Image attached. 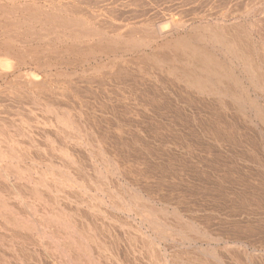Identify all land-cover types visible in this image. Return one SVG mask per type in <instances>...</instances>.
<instances>
[{"label": "rangeland", "instance_id": "rangeland-1", "mask_svg": "<svg viewBox=\"0 0 264 264\" xmlns=\"http://www.w3.org/2000/svg\"><path fill=\"white\" fill-rule=\"evenodd\" d=\"M143 1L142 0H140V1L139 0H81V2H80V0L79 1L78 0H0V20L20 21V22H22L24 20V22L26 21L29 23L30 19L32 18V14H30V13H33V12L37 13V11H38V13L41 12L40 13L41 18H43L44 15L46 16L45 13H47V14L51 13V14L58 15V17L60 19L67 20V21H70L73 23L76 20V22H79L80 25L84 24L85 28L87 26L88 27L91 26L92 28L101 29L105 32H109L111 34V36L121 34L126 38V40H125L123 37L122 43H125V42H127V40H129L128 41L129 43L127 42L128 44H130V43L134 44L136 40L142 41L143 39H144V41L149 40V42L150 41L152 42L150 47L143 49L141 51L139 50V51H135V52H123V51L119 52L120 53L119 56H121V57H119V60L118 61L116 60V62L114 64L113 63H110V64L96 63L95 64L94 60H92L93 62L90 61L92 64L89 63L90 65H87L83 69V67H81V66L80 67L76 66L74 62H76V64H77L78 61H76V60H79L80 58L81 59L79 61H82V59H85L87 57L84 54L87 55L88 53H86V52L84 53L83 49L80 50V53L75 52L76 57H78V59H77L73 55L74 52L68 50L69 46L73 45L74 42L68 40V41H64V42L59 43V40L54 39V36L51 35V33H52L51 28L52 27H49L50 25H46L45 27L41 28L42 27L41 24H38V25L36 23L34 24L35 20L31 19V22L29 23L30 24L29 27L36 25V26H34L35 31L28 30V28H27L28 25L23 27V29L21 28L22 30L20 29L21 30L19 32L20 36L17 37V39H20V40H27V41L31 40L30 37H32V33L27 34L28 31L35 32V34L39 33V35L40 34L42 36L45 35V37H46V38H44L45 40L44 39L41 40L43 37H40L38 43H37V41L36 42L33 41L31 43V46H29V48L27 46L28 50L26 51V53L20 54V55H22V54L25 55L24 58L27 59L28 57L30 58V57H33L35 55L40 54V57L43 58V59L41 58V61H42V60H45L44 57H46L49 54L48 57H46L48 59H46L45 62L46 61L47 62H52V61L54 62L55 61L54 63H56V62L59 63V62H61L60 60L66 61V62L62 61L61 63H59L60 65H62V67L65 66L63 68V72H65L66 75L64 73H61L60 75H58L54 78L56 80L55 82L57 85L54 86L55 93L53 94L54 95L53 100L55 102H56V99H57V101H60L59 97H61V99L63 97V100L65 102L61 100L60 102L57 103L58 106H56L57 104L54 105V103H53V106H55V108L53 110H50L49 109L50 107L45 108L44 106L47 105V103L44 102V104H43L44 106L41 105L43 111L41 110L42 113L40 112L39 115L40 114L42 115L44 112L47 113L46 110L49 111L50 113L47 116H48V118L50 117L49 121L51 124H48L49 121H47L48 119H46L47 117H46L45 113L43 115L44 118H42L45 121H42L41 119H39L37 124L39 125L41 123L42 124L44 123L43 125H45V123H46V125H45L46 127H44L42 125L43 128H46V130L50 129V131H53L51 129L55 128V130H61L62 131V129H59V127H58L59 125L56 126L53 124H60V123H58V121L57 122L55 121V119L57 117L61 116V115H59L58 112L60 111V113L62 114L63 110L65 112L67 110L66 108H68L67 111H69V112L71 111L72 113L71 112L70 113L65 112V114L68 113L67 115H70V114L73 115L74 118L71 116V120L74 119L73 122L77 119V117L74 116V114H76V116H78V119L76 120V122H78V120L80 123L84 121L83 122L84 124H79V122H78V124H76L77 126H75L76 127L75 129H73L74 128V126H73L72 130L67 128V131L71 130V134L77 136L76 131H78V135H79L82 133L81 131L83 128V131L86 130V132L88 133L89 137L87 136V138L89 140H91L92 134L94 132L95 133L93 134V136H97V137L92 138V142L87 140V143L89 142L91 144L92 149L90 147L88 148V146H90V145H88L89 143L88 144L85 143V144H87L88 150L91 149V151H92L91 153L87 152V154H86L88 156L90 155L91 158H88V156H86V155L84 156V154H81V153H80L81 156H79L80 155L79 152L77 153L79 155H76L75 154L76 152H73V150H72L71 152H69V155L71 153V156H72L71 159L68 157L70 159L69 160L66 158L65 155H64V157L62 156L63 154L59 150L60 148L56 149L60 145H58L56 147L57 143H56V145L53 144L55 142L59 143V141H58L59 139H56V140L54 139V138H56L55 136L54 137L52 136L53 138L50 136L53 140H55V142L54 141L48 142V140L46 139L47 138L46 135L43 136V134H41V133H40L42 135L41 137H39V135H38L39 133H37V134L34 133L35 135L34 134L31 135L32 137L34 135V137L37 136V137L41 138V139L37 138V140H36V138H33L34 141H36V143H38L39 140H42V142H41L42 145H43L44 141H45L44 144H46V142L48 144L49 143L50 144L45 145V147L47 149H44L45 148L44 145H43V149H42V145L40 144L41 145L40 146L41 147L40 152H42V150H44V153H45V154H43L44 156L42 155L44 157L43 158L44 160L42 158L40 160V158L36 157L37 158L36 162H35L36 164H35V166H33L34 170L30 169L31 171L30 170L27 171V169H25L26 166H25V168H24V166L21 167V168H23L22 169L23 171L22 170L21 171H22V173H24V174H22V173L21 174L24 176L26 175L24 177L25 179L22 177L23 183L18 182V185H21V186H18L17 183H15L14 187L13 186H9V187L6 186V188H5L6 190L5 189H3V191L0 190L1 191L0 195L2 196V197H0V203H3L5 200L7 201V202H4L5 204L7 203L6 204L7 208L4 207V208H1V210H0V227H1L0 228V264H2V263H4V264H14V263L16 264L17 263L18 264L19 261H22V262H19V264L20 263L25 264V263H23L24 261L21 259V258H23V257H21V255H23V254H24V256L26 255V258H27L25 260L26 264H28L30 262H33V263L35 262L36 264H38L39 261L42 262L45 258H46L45 260H50V262L53 260V262H52L53 264H58V263L59 264H66L65 261H67L66 260L67 258L65 256H64L65 258H63L64 254L62 253V250H60V248L58 249L57 246H56V248H57V250H56V248H54V247H55L58 240L62 239V241H63L64 239L67 238V233L69 232L68 231L69 228L67 229L66 227L63 226L62 227L63 229H62V228H59L62 225L58 226V224H55V223L53 224V222L55 221L54 218H58V217H55L56 213L54 214L53 212H51V211L61 212L60 210H62L63 208L64 209L62 211L69 214L68 215L69 217L72 216L71 220L73 222L76 221L75 223L78 224L77 225L78 226L77 232L81 233V235L83 236V238L85 240V244H87L88 247L90 246L89 247L90 250H92L94 253L93 257L94 258L97 257L95 259L93 258L94 259L93 260V259L87 258V256H85V258L83 260V256H84L83 254L84 253L82 252L83 253L82 254L83 256H82V255H80L81 252H79L78 256H80V260L82 259L81 263L83 262V264L84 263L89 264L91 262H94L96 264H116V263L117 264H128V263L129 264H162L163 261L168 260V259L170 261H171V259H172V261L175 260V262H177L179 264H181L182 260H186V259L200 260L206 264H257V262H258V264L264 263V243H263L264 242V238H263L264 237V234H263L264 233V231H263L264 230V218H263L264 217V214H263L264 213V80H263V78H264V0H154V1L148 0V2H147V0H143ZM78 2H80L81 4ZM31 9L33 11H31ZM135 9H137V10H135ZM129 12H131V13H129ZM32 20H34V21L32 22ZM43 20H44V18H43ZM111 24H114V25L110 27ZM115 25H116V27H115ZM117 28L119 29V31H117L118 30ZM49 30H51V31H49ZM112 30L113 31L116 30V31L113 32ZM40 31H41V33H40ZM158 31H161V32L165 31L168 34V36L165 32H163L165 34V37L161 40L160 38H157L155 36V35H158L156 33ZM30 32H28V33H30ZM23 34H25V36H23ZM215 34L217 37H215ZM49 35H51L53 38ZM148 35L149 36L151 35L150 37L151 38L153 37V38L150 39ZM218 36L222 37L223 42L224 41L225 42H229V41L234 42V43L229 42L230 44L234 45V46L232 45V47H234V48H232L234 51L232 54V57H233V55H236L237 53L239 54V57L241 55H243L244 53L242 54V50H243V52L244 51L246 52L245 53L246 55L244 54V56H241V58L242 57H244V58L239 59V60L245 59L246 63L248 62L250 65V68H252V71L255 70L254 71L255 75H253V76H256V77H254V78H257V77L260 78V79H256L257 80V86H254L253 84H255V83L252 84L251 80H250V82L248 81L249 80L248 78L250 75L244 72V70H245L244 66L247 67L248 64L243 66L242 62H240L238 59H236V58L234 59V57L233 58L230 57L231 54L229 55V53L225 52L226 48L222 47L221 45H219V43H217V41L214 40L216 38V39H220V41H221V38L220 37L218 38ZM25 37H26V39H25ZM131 38H132V40H131ZM165 38H166V40H165ZM179 38L185 39L189 45H192L194 48L198 47L197 49L199 51L205 52V53L207 52L209 55H211L212 58H214L215 61H218V64L219 65L221 64L220 66H221V69L223 70L224 77L226 76L224 81L222 83H218V85L216 84L217 83L216 81H215L216 83L214 81L209 82V84L207 83L208 84L207 85L208 87L206 86L207 88L206 87L196 88L194 85H192V86L189 85L190 81L188 82V79L186 80L185 79L186 77L184 78V76H182V70L188 69L189 66L185 63V61H183V58H184L183 53L182 52L180 53L179 50L174 48L175 44H176L175 40L178 41ZM51 40H53V41L51 42ZM41 41H42V43H39ZM48 41H50V42H48ZM164 41L165 42L168 41V43H165ZM48 43L51 44L50 46H52V47H50ZM60 44H62V45H60ZM17 46H19V43H17ZM49 47H50V49H49ZM35 48H37V49H35ZM51 48H53L54 50L53 49L51 50ZM201 48H202V50H200ZM236 48H237V50H236ZM29 49L32 52H30ZM47 49H49L48 50L49 52L46 53L45 51ZM66 50L69 51V53ZM176 50H177V52H176ZM239 50H241V51H239ZM226 51H228V50L226 49ZM237 51H239V52H237ZM42 52H43V54L45 53L47 55L42 56L43 55ZM65 52H66V54H65ZM61 53L65 56L63 57V55H61ZM123 53L124 54L126 53L127 55L125 54V56H124ZM128 53H131V54H128ZM31 54H32V56H31ZM53 54H55L56 56ZM69 54H72V55H69ZM57 56H59V58ZM247 56H248V60L245 58ZM22 57L23 56H21V59H22ZM55 57H57V58H55ZM122 57H123V59H122ZM16 58H17V60H16ZM126 58H128L127 60L129 61V63L132 59L130 64L128 63ZM55 59H57L58 61H56ZM120 59L123 61L121 62ZM124 59H125V61H124ZM162 59L163 60L165 59V60L163 61ZM180 59H182V60H180ZM19 60L20 59H18L17 56L11 57L10 59L8 58V60H6L5 65H4L5 68L3 67L2 70H4V71L6 70L7 72L9 71V73H11L10 70H13L12 67L15 68L18 65V63L20 62ZM68 60H70L72 62H70ZM245 60H244V62H245ZM126 61L128 64L126 63ZM67 62L69 65H71L73 63L74 64V65L72 64L73 67H72V65H71V68L69 66H66ZM6 63H7V65H6ZM14 63H15V66H14ZM78 63L80 65L81 62H78ZM63 64H65V65L63 66ZM8 65H10V66H8ZM91 66L92 67L93 66L94 67L99 66V67L93 68L94 70L91 71V68H90ZM34 68H36V67L35 66L31 67L32 73L31 72L28 73V71H27V70H30V68L24 69V71H25L24 74H27L28 77L31 76L32 78H34V76H32V75H35V77L38 76L37 78H39V79L42 78L43 75H41V73H39V72H36V69H34ZM67 68H69V69L66 70ZM87 68L89 69L90 72L87 70ZM118 68L119 69L122 68V70L121 69L119 70ZM96 69H97V72L99 75L97 73H95ZM131 69H133V70H131ZM86 70L88 72H86ZM112 70H114V72ZM119 71H120V73H118ZM83 72H85V74ZM160 72H161V74H159ZM70 74L74 75V76H71ZM106 74H108V75H106ZM59 76H61V77H59ZM67 76H69V78ZM60 78H61V80H60ZM79 78H81V79H79ZM97 78L98 79L101 78V79L98 80ZM137 78H139V79H137ZM144 78L146 80H144ZM148 78H149V80L147 81ZM261 78H262V80H261ZM103 79H104V81H103ZM79 80H81L80 83H79ZM90 80H92V81H90ZM71 81L74 84L76 83V85H73V83ZM93 81H94V83H93ZM145 81H147V83ZM260 81H261V83H260ZM88 82L91 83V84L89 83L90 87H88ZM77 83L79 86L77 85ZM211 83H213V84L215 83L216 85L215 84L211 85ZM80 84H82V85H80ZM104 84H105L106 88L104 87ZM142 84L144 85L143 87H142ZM251 84H252V86H251ZM91 85H92V87H91ZM76 86L77 87L82 86V88H80V89L77 88V90H76V88H74ZM97 86H100L99 88H101V89H99ZM107 87H108V89H107ZM138 87H140V88L138 89ZM2 88H3L4 92H5V89L7 90L4 94H1L3 97V100H5V98L7 97L6 94L8 95V98H9V96H11L13 94L14 90L12 89L11 86H8V87L2 86ZM10 88H11V90H13L12 92L10 91ZM19 88H21V87L19 86ZM113 88L116 91H114ZM141 88H143V89H141ZM204 88H205V90H204ZM72 89L75 92L77 91L76 92L77 94L74 93L72 91ZM111 90H113L114 92ZM103 91H105L104 94L102 93ZM81 92H82V94H81ZM84 92H85V94H83ZM106 92H107V95H106ZM110 92L113 94H108ZM55 94L57 95L56 99H55V96H56ZM118 94H120V95H118ZM113 95H114V98H113ZM130 95H131V97H130ZM108 96L110 98H108ZM80 97H82L83 99L82 98L80 99ZM119 97L122 99L120 100ZM26 99L23 98L22 99L23 103H19V104H18V102H15L16 104L13 102H10V101L7 102V100L5 101L6 104L1 102L0 103V111L3 110V107H1V106H4V108H5L4 111H6L8 113H12L14 110L15 111L17 110L18 112H20L22 110V108L26 107V104H24L25 102H27V104H28V102H31L29 99H27V100ZM112 99H114V100H112ZM75 100H77V101H75ZM80 100H81V102H80ZM93 100L96 102H94ZM0 101H1V99H0ZM67 101L69 102V104ZM91 101H93V102H91ZM61 102L65 103L64 105L66 107H62L63 104L61 105ZM7 103H9V104H7ZM81 103H82V105H81ZM84 103H86V104L90 103V104L85 105ZM98 103H99V105H98ZM103 103H105V104H103ZM12 104H14L15 106ZM66 104L70 105L71 107H68ZM9 105H11V106H9ZM23 105H25V106H23ZM94 105H95V107H94ZM96 107L98 108V110L99 109L100 110L96 111ZM105 107H106V110L104 109ZM72 108H73V110H72ZM91 108H93V109L91 110ZM134 108H135V110H134ZM131 109H133V110H131ZM54 110H56L57 113L56 112L53 113ZM88 110H90V111H88ZM126 110H128L129 112ZM111 111H114V112H112L113 114L111 113ZM103 112H105V113H103ZM93 114H95L96 116H94ZM87 115L90 117H88ZM131 115L133 116V118H131L132 117ZM142 115H144V116H142ZM145 115H147V116H145ZM106 116L107 117L110 116L111 118L110 117L106 118ZM113 116H115V117H113ZM102 117H104L106 120H104V118H102ZM142 117L144 118V120ZM96 118L97 119L99 118L100 120L99 119L95 120ZM128 118H131L132 120H130ZM108 120H110V121H108ZM89 121H91V122L89 123ZM132 121H134V122L132 125H130ZM76 122H74V123H76ZM86 122H87V124L89 123L88 126H87V124H85ZM108 122H110V124ZM127 122L130 124H128ZM96 123H97V125H95ZM115 123L117 124V126L115 125ZM141 123H143V124H141ZM47 124L51 125L53 128L51 126H48ZM93 124H94V127H92ZM105 125H107V126L105 127ZM110 125L113 127H111ZM122 125L125 126V128L122 129V131L124 133H122V131L120 130L123 127ZM54 126H56V127H54ZM95 126H97V127H95ZM119 126H121V127H119ZM129 126H130V128H129ZM39 127H41V125ZM78 127H81V128H79L80 130L78 129ZM85 127H87V128L85 129ZM101 127H102L104 132H101L102 131ZM115 127H117V128H115ZM118 127L120 129H118ZM10 128H8V131H9L8 134L14 135V134H12L14 131L10 132V130H14L13 127H12V129H10ZM92 128H93V130H91ZM98 128H100L101 130L97 131V130H99ZM111 128H113V130ZM89 129H90V131H93V132H90ZM137 129H138V131H137ZM73 130L74 131L76 130L75 131L76 134H74ZM3 131H1L2 133L0 132V135L2 134L1 135L2 137L0 136V138H3L4 135H8L6 133V131H4L6 134L3 133ZM61 131H59V132H61ZM79 131H80V133H79ZM119 131L121 134L118 133ZM129 131L131 132L130 135L128 134V133H130ZM136 131H137V135L134 134ZM63 132H66V131L63 130ZM112 132H116L118 134L112 133ZM99 133H101V134H99ZM125 133H126V135H125ZM140 133L142 134V136ZM61 134H62V132H61ZM69 134H70V132H69ZM84 134L85 133L83 132L82 135L84 136ZM109 134H111V135H109ZM112 134H113L114 138L112 137ZM139 134H140V136H139ZM106 135H109V137ZM119 135H121V136L123 135L124 138L119 136ZM146 135H147V137H146ZM5 137H7V136H5ZM5 137H4V139H6ZM115 137H118V139ZM42 138L44 139V141ZM74 138L75 137L73 136V139ZM76 138L74 140H77ZM102 138L104 140L106 139L105 141L103 140L105 146L103 145V142L100 141V139H102ZM135 138H136V141H135ZM27 139H30V138H27ZM33 139L31 138V140H30L31 143L33 142L32 141ZM94 139H96V140H94ZM20 140H23V138ZM24 140H26V139H24ZM69 140H68V143H69ZM108 140L111 142L113 141V144H111V142H109ZM133 140H134V142H133ZM0 141H2V140L0 139ZM95 141L96 142L98 141L100 143V144H98L99 148L96 146L97 143ZM107 141L110 144H106L105 142H107ZM125 141L127 144L125 143ZM164 141L166 142V144ZM28 142H29V140L27 141L26 144H24L23 147H21L22 149L26 147L25 149L20 150V148H19V150L17 152L20 154L24 150H25V152H27L26 149H28L30 146L28 144ZM51 142H53L52 145H54V146H51ZM73 142L74 141H72L71 143H73ZM93 142L96 144H94ZM137 143H141V144L139 145ZM33 144H34V142H33ZM116 144H118V145L116 146ZM163 144H164V146H163ZM100 145H103V146L100 147ZM107 145H109V147ZM110 145L114 146L115 148L114 147L112 148ZM128 145H130V146H128ZM93 146H96L94 148L96 150L93 149ZM131 146H132V148H131ZM134 146H136V147H134ZM53 147H55V148H53ZM104 147H106V148L108 147V148L106 149ZM133 147H134V149H133ZM140 147H141V149H140ZM169 147H170V149H169ZM0 148H1L0 151L4 149V147L2 148V146H0ZM97 148L99 149L98 153L100 152L101 149H102V151H101L102 153H104V150H105L106 154L105 153L104 154L108 155V157L104 156V154H103V156L105 158H108V159L110 158V160H108L109 161L108 169L111 168V169H109L110 172H109V174L106 173V175L104 173V176H102L103 174H101L99 172L102 177L99 174H97L98 173L97 170L94 169L95 167L92 165V162H90V161H97L98 159H100V157L97 156L100 153L99 154L93 153V150H94V152H97V150H98ZM117 148H119V150ZM54 149H55V151H54ZM108 149H110L111 151L107 152ZM125 149L126 150L128 149V150L126 151ZM137 149H138V151H137ZM50 150H53V152H51ZM129 150H130V152H129ZM124 151H126L127 153ZM131 151L133 152V154H131L132 153ZM140 151H142V152H140ZM3 152L6 155V160L9 158L8 157L9 152L4 149V151H2V153L0 152L1 158H2L1 164L5 165V164L11 163V160L10 161L7 160V162H6V160L3 161V159H5L4 157H2L3 156L2 154H4ZM25 152H23V153H25ZM28 152H29V150H28ZM47 152L48 153L50 152L49 155ZM109 152H110V154H109ZM111 152H112V154H111ZM46 153H47V156H50V154L52 156L55 155V153L57 154V156H54V159H53V160L57 161V162L55 161V163L57 165L55 163H53L54 161L53 162L51 161L53 157L51 158V156L50 157L45 156ZM58 153H59V155H58ZM73 153H74V155H72ZM120 153H122V154L119 155ZM123 153H125V154H123ZM135 153H137V154H135ZM60 154H62V155L60 156ZM110 155H111V157H110ZM122 155L123 156L125 155V156L123 157ZM133 155H134V157H133ZM155 155H157V156H155ZM59 156L62 157L63 160H62V158L60 159ZM112 156H113V158H112ZM40 157H41V155H40ZM55 157H57V158L55 159ZM81 157L84 158V159L82 158L83 161L85 160L83 162L84 164H82ZM96 157H98V158H96ZM49 158H51V159H49ZM73 158H75V159H73ZM94 158H96L97 160ZM137 158H139L141 160H139ZM64 159L68 160V161H64ZM72 159L75 161H76V159H79L81 161H79V162L74 161L73 163L69 162V161H72ZM88 159H89V163H91V164H88V162L86 161ZM142 159H144V160H142ZM47 160H49V162ZM136 160H137V162H136ZM115 161H117V162H115ZM130 161H132V162H130ZM142 161H144L145 163ZM147 161H148V163L150 162L149 165H148ZM156 161H157V163H156ZM80 162H81V164H80ZM138 162H139V164H137ZM140 162H142V164H140ZM68 163L70 165L74 164V166L79 163L78 165H76V168L77 167H81V168L79 170L77 168V170H78L77 171L74 168V166L71 167L72 165L69 166ZM116 163H118V164H116ZM12 164H14L13 166L15 167L17 162L13 161ZM47 164L48 165L51 164V165L48 166ZM25 165L29 166L30 162H26ZM37 165L38 166L40 165L39 168ZM51 166H52V168H50ZM136 166H138L139 168L138 167L136 168ZM128 167H130L131 169ZM156 167H158L159 169L158 168L156 169ZM71 168H72V175L77 174L79 172L80 177L78 174L73 175V176H76V178H75L76 180L78 179L79 182L81 181L80 183L77 182L79 185H76L74 183V181H73V183H72V181L70 183V181L68 182L65 180V181L59 182V180H58V179H60V180L63 179V178H61L62 176H60L62 172L65 171V172L71 173ZM54 169H55L56 173L54 172ZM73 169H75V170H73ZM147 169H149V170H147ZM150 169H152L153 173ZM122 170H124V172ZM132 170H134V171H132ZM156 170H158V171H156ZM35 171H36V173H35ZM50 171H52V172H50ZM73 171H74V173H73ZM129 171L132 173H130ZM144 171H146V172H144ZM49 172H50V174H49ZM112 172H114V173H112ZM41 173L43 174V176L45 175L44 176L45 178L47 176H49L52 178L54 177L53 179H55V180H53L52 178L47 177L46 179L48 181L53 180L56 182V178H57L58 182H56V183L57 184L61 183L60 186L56 184L58 190L60 189L59 190L60 195H62L61 198H60V196H57V195H59V192L57 189L55 190L57 193H55V191H53L54 196L57 194L56 197L59 198V199H57L55 197L56 199H54V200H56V201L50 200V196H48V191L45 192L47 195L44 193V191H43L44 194L41 193V191L43 189L45 191L47 190V186H48L47 183H45L47 185L46 187H44L45 184L44 185L42 184L41 187L39 186L40 188H42V189L39 188L40 192H38L39 190L37 192L35 191L36 193H40V194L37 195L35 192H33V190L31 191V188H33V186L35 184H34V182L29 180V177L32 175V177L37 179V178L42 176ZM133 173H134V175H133ZM82 174H83V176H82ZM51 175H53V176H51ZM77 176H78V178H77ZM136 176H138V177H136ZM142 176H143V178H142ZM99 177L101 179H99ZM103 177H104V179H103ZM88 178H90V179H88ZM108 178H109V180H108ZM151 178H152V180H151ZM18 179H20V178H18ZM79 179H81V180H79ZM113 179L115 180V182H117V180H118L117 184L113 183ZM134 179H136V180H134ZM143 179H145V180L147 179V181H145ZM87 180H89L90 182ZM98 181L100 182V184ZM105 181H109V182H105ZM137 182H138V184H137ZM155 182H156V185H155ZM22 184H23V186H22ZM62 184H64V187H63V190H65V191H63L64 194H63V192L61 193ZM66 184H68V186L71 184V186L68 187ZM73 184H75V186ZM140 185H142L141 186L142 188L140 187ZM149 186H150V188H147ZM10 187H11V189H10ZM12 187H13V189L14 188L15 189L12 190ZM26 188H28V189H26ZM69 188H71V189H69ZM80 188H82V189H80ZM17 189H19V190H17ZM37 189H38V187H37ZM159 189H161V190H159ZM22 190H24V191H22ZM66 190H68L69 192ZM145 190H147V191H145ZM158 190L161 192H159ZM4 191L6 194L8 193L9 195L8 194L6 195L4 193ZM7 191H10V193ZM27 191H28V193L29 192L30 193L28 194ZM152 191H153V193H152ZM156 191H158L159 193ZM24 192H26V193H24ZM72 192L74 195L72 194ZM75 193L77 196L75 195ZM78 194H79V196H78ZM39 195H41V196H39ZM151 196H152V198H151ZM4 197H6V198L4 200H1ZM7 197L8 198L10 197L9 200ZM20 197L21 198L24 197V198L21 199ZM133 197L135 198V200ZM41 198H43V199H41ZM68 198H70V199H68ZM15 199H17V202L19 201L17 205H16L17 202L15 201ZM27 199H28V201H27ZM37 199H38V201H37ZM44 199L47 201H45ZM76 199H77V201H76ZM137 199L139 201L140 200L141 201L138 202ZM42 200H43V202H42ZM48 200L51 202L53 201V204L51 202H49ZM58 200H59V203H60V201H62L63 203L61 202L62 204L61 203L59 204L57 202ZM131 201L134 204L135 203L136 204L135 205L131 204ZM146 201L148 202L147 204H146ZM21 202L23 204H21ZM56 202L58 203V206L56 205ZM66 202H67V204H66ZM124 202H127L128 204L130 203L131 206L133 205L131 207L132 212L129 211L131 215L128 214L129 212L127 214H125V212H127V211L124 212L123 210L121 212L119 211V213H118L119 209H117L116 206L117 205L121 206ZM12 203L15 205H13ZM49 203L51 204V206ZM54 203H55V205H54ZM70 203H72L71 205H73L72 208L69 207ZM79 203L81 206L79 205ZM137 203H138L139 207L138 206L136 207ZM19 204H21V206L25 205L24 208L22 207L23 208L22 209L21 207H17V206H20ZM143 204H144V206H143ZM62 205H63V207H62ZM75 205H78L79 208H78V206H75ZM90 205L93 206L95 213L92 212L94 210L90 208ZM113 205H114V207H113ZM53 206H54V208L56 206V208H55L56 210L52 208ZM141 206H142V208H141ZM58 207L60 208V210ZM76 207L80 211H78L76 209ZM80 207L83 210L80 209ZM87 207H88V209L86 211ZM113 208H115V209H113ZM8 209H9V211H8ZM44 209L45 210L48 209V210L45 211ZM75 209H76V211H75ZM27 210H28V212H27ZM4 211L6 214L7 213L10 214L9 212H11V214L14 213L13 215H17L18 212L20 211L21 213L19 212L20 213L19 217L21 218L22 216H20V215L24 214L23 216L26 220L31 219V218L33 219L34 214H35L34 216L36 217V219H39L41 217L42 219H44L45 222L48 221L50 223L53 220V222H51L53 225L50 223V227H48V229L44 228V227H46L45 225H42L41 229H45V231L48 230L47 232H50V230H52V231H54L55 236L52 237L51 235H49V233L45 234V232H44V235L42 233L41 237L45 236L47 238L44 237L41 239L44 240L43 242L45 244L41 240L42 244H39L40 246L37 244L35 249H33L34 248L33 246H32L33 248L31 247V249H33L34 251L30 249L32 252L29 251V252L21 253V251H19L17 246H16L17 245V239L14 238V236L11 235V233H8L6 237H5V235L1 236L5 232V230H3L4 232H2V229H4L3 226L6 227V224H7L6 223L3 225L5 220H4V217L1 218L2 217L1 215L4 214ZM100 211H102V212H100ZM34 212H38V213H34ZM64 212L63 213L61 212L63 215V218L64 217L67 218L68 216ZM91 212H92V214H91ZM144 212H145L146 216L150 212L149 215L146 217V220H148L150 218L152 221V222H150L151 224L149 222L147 223V221L146 222L144 221L145 220ZM175 212H177L178 215ZM133 213H135V214H133ZM153 213H155L156 215ZM258 213H260V214H258ZM41 214H42V216H41ZM57 214H56V216H57ZM93 214H95V215L97 214L96 215L97 217ZM241 214H242V216H241ZM28 215L30 217H28ZM43 215H44V217H43ZM45 215H47L48 218ZM49 215H51V216H49ZM60 215H58V216H60ZM49 217L50 218L52 217V218L50 219ZM73 217H74V219H73ZM94 217H96L95 218L96 221L94 220ZM139 217H141V218H139ZM157 217H158V219H157ZM177 217H178V219H177ZM24 218H22V219H24ZM76 218H77V220H81V221L79 222V221L75 220ZM124 218H125V221H124ZM130 218H131V220H130ZM139 219H142V220L140 221ZM155 219H157L158 225L156 224L157 226L154 229V226L152 223L155 224L156 221L153 222V220H155ZM100 221H102V224ZM161 221H162V224L167 223L168 226L166 227L167 224L162 226V224H160ZM123 222H125V223H123ZM89 223L91 224L92 228L90 227ZM127 223H128V225L129 224H131V225L128 226ZM98 224H99V226H98ZM159 224L164 229H165V227L170 228V229L168 228L169 230H167L168 231V238L166 236H164L166 238V240H165V238L158 237L159 235L161 236L162 234H159L160 233L159 231L157 234V230L163 229ZM83 225H85V226H83ZM148 225H152V226L148 227ZM88 226H89V228H88ZM95 226H97V227H95ZM133 226L134 227L136 226V227L134 228ZM158 226H159V228H158ZM82 228H83V230H82ZM114 228H116V230ZM172 228L174 230H172ZM57 229H58V231H57ZM139 229H140V231H139ZM80 230H81V232H80ZM183 230L185 233L183 232ZM70 231H72V230L70 229ZM95 231H97L98 233H96ZM188 233H189V235H188ZM65 234H66V237H65ZM120 234H122V235H120ZM100 235H102L101 239H100ZM148 235H149V237L152 236V238H148V240H147L146 237H148ZM174 235H175V237H174ZM48 236H49V239H48ZM95 237H96V239H94ZM162 237H163V235H162ZM169 237L173 238V240H171V238H169ZM4 238H5V240H4ZM112 238H113V240H112ZM45 239H46V242H45ZM93 239H94V241H93ZM115 239H116V241H115ZM152 239L155 240L154 243H151L154 241V240L152 241ZM55 240H57V241H55ZM178 240H180L179 241L180 243L178 242ZM165 241H166V243H165ZM14 242L16 243V245L14 244ZM51 242L52 243L54 242L53 244H55V245H53ZM122 243H124V245H121ZM11 245H14V246H11ZM47 245H49V246H47ZM155 245L157 246V248L155 247ZM172 245H173V247H172ZM10 246L12 249L10 248ZM13 247L16 248L15 250H17V252H16L17 255H16ZM91 247H93V248H91ZM8 249L11 253L8 251ZM47 249H48V251H47ZM111 249H113L114 251ZM35 250H37V251H35ZM42 250H44L45 252ZM59 250L61 251L62 254L60 253ZM116 250H117V252H116ZM18 251L21 254H19ZM50 252H51V254H50ZM56 252H57V255H55ZM12 253H14V254H12ZM35 253H36V255H35ZM122 253H124V254H122ZM131 253H133V254H131ZM1 254L2 255L5 254L6 257H5V255H3V257H1L2 256ZM18 254H19V256H18ZM30 254H32V255L30 256ZM37 254H38V256H37ZM119 254H121V255H119ZM29 256H30L31 260H29L30 259ZM36 256L38 258H36ZM174 256L178 257L179 260H178V258L176 259ZM14 257H15V259H13ZM50 257L52 259H50ZM4 258H7V259H5V261H4ZM39 258H40V260H38ZM41 258H43V260ZM88 260H89V262H88ZM42 263H39V264H42ZM94 263H91V264H94Z\"/></svg>", "mask_w": 264, "mask_h": 264}, {"label": "bare ground", "instance_id": "bare-ground-1", "mask_svg": "<svg viewBox=\"0 0 264 264\" xmlns=\"http://www.w3.org/2000/svg\"><path fill=\"white\" fill-rule=\"evenodd\" d=\"M79 1V0H78ZM140 1V0H139ZM143 1V0H142ZM151 1V0H150ZM154 1V0H153ZM80 2H81V0H80ZM80 2H78V3H80ZM85 2V1H84ZM144 2V1H143ZM147 2H148V0H147ZM146 2V3H147ZM152 3V2H151ZM81 4V3H80ZM33 9V8H32ZM31 9V11H33ZM135 10H137V9H135ZM134 10V11H135ZM29 11V10H28ZM40 12V11H39ZM28 13V12H27ZM41 13V12H40ZM40 13H38V11H37V13L36 12H33V13H30V14H32V18L31 19H34V20H32V22L34 21V24L36 23L37 25L38 24H41V28H43V27H45L46 25H50L49 27H52L51 29H52V31L51 30H49V31H51L50 33H51V35H53L54 36V39H56V40H59V43L60 42H64V41H72V42H74L73 43V45H71V46H69V48H68V50H70V51H72V52H74V56L76 57V55H75V52L76 53H80V50L81 49H83L84 50V53L86 52V53H88L87 55L86 54H84L85 56H87L85 59H82V61H79V60H76V61H78V62H81L80 63V65H79V63L77 62V64H76V62H74L75 63V65L76 66H81V67H83V69L87 66V65H90L89 63H91V62H93L92 60H94V62H95V64L96 63H102V64H110V63H115L116 62V60L118 61L119 60V57H121V56H119V52H121V51H123V52H135V51H141V50H143V49H146V48H148V47H150L151 46V44H152V42L150 41L149 42V40L148 41H144V39L142 40V41H140V40H136L135 41V43L133 44V43H130V44H128L129 42V40H127V42H125V43H122V40H123V35H121V34H118V35H113V36H111V34L109 33V32H105V31H103V30H101V29H95V28H92L91 26L90 27H86L85 28V26H84V24L83 25H80V23L79 22H76V20H75V22L73 23V22H70V21H67V20H63V19H60L59 17H58V15H56V14H51V13H45L46 14V16L44 15V20H43V18H41V16H40ZM129 13H131V12H129ZM139 13V12H138ZM44 14V13H43ZM135 14V13H134ZM60 16V15H59ZM30 17V16H29ZM11 18V17H10ZM18 18V17H17ZM25 18V17H24ZM23 18V19H24ZM63 18V17H62ZM7 19V18H6ZM19 19V18H18ZM31 19H30V22H31ZM97 19V18H96ZM26 20V19H25ZM100 21V20H99ZM103 21V20H102ZM29 22V23H30ZM28 22H24V20L22 21V22H20V21H5V20H0V99H1V101H0V103L2 102V103H5L6 104V100H7V102H13V103H15V102H18V104L19 103H23L22 102V99L23 98H27V99H29L31 102H28V104H27V102H25L24 104H26V107H24V108H22V110L20 111V112H18L17 110L15 111H13L12 113H8V112H6V111H4V106H1V107H3V110L2 111H0V132L1 131H6V133L8 134L9 133V131H8V128H10V129H12V127H13V129L14 130H10V132L12 131H14L12 134H14V135H4L3 136V138H0L2 141H0V146H2V148L4 147V149L6 150V151H8L9 152V158L7 159V160H11V163H9V164H5V165H2L1 164V162H2V158H1V153H2V151H4V149L3 150H1L0 152V190L1 191H3V189H5L6 188V186H13L14 187V184L15 183H17V185H18V182H22V180H23V178L26 176H24V175H22V174H24V173H22V169L23 168H21V167H23L24 166V168H25V166H26V168L25 169H27V171L28 170H34L33 168V166H35V162H36V159L37 158H40V160H41V158L43 159L44 157V155L43 154H45L44 153V150H42L43 149V145H44V147H45V145H47L48 143L46 142V144H44L45 143V141H44V139H43V141H44V143H43V145L41 144V142H42V140H39L38 141V143H36V141H34V139L33 138H36V140H37V138H39V137H41L42 135L41 134H43V136L44 135H46L47 136V140H48V142L49 141H54L55 142V140L56 139H59L58 141H59V143L58 142H55V143H53V142H51V146H54V145H52V143L53 144H55L56 145V143H57V145H56V147L58 146V145H60L59 147H57L56 149H58V148H60L59 150L61 151V153L63 154H60V156L62 155L63 157H64V155L66 156V158L67 159H71L72 158V156H71V153H70V155H69V152H71L72 150H73V152H76L75 154L76 155H79L80 153L81 154H84V156L87 154V152H92L91 151V144L89 143H87V140H89L88 138H87V136H88V133L86 132V130H84L83 131V128H82V133L81 134H79L78 135V131H76L77 132V136H75V135H73V134H71V130H72V127L74 126V128L73 129H75L76 127L75 126H77L76 124H78V122H79V120H78V122H76V120L78 119V116H76V114H74V116L75 117H77V119L74 121V122H76V123H74L73 122V120L74 119H72L71 120V116L73 117V115H67V114H65V112H69V111H67L68 110V108H66L67 110L64 112V110H63V113L61 114L60 113V111L58 112L59 113V115H61V116H59V117H57L56 119H55V121L57 122L58 121V123H60V124H53V125H59L58 127H59V129H62V131L61 130H55V128H53L51 125H48V124H51L50 123V117L48 118V116L47 115H49V111H47L46 110V112L47 113H45L46 114V119H48L47 121H49V123L47 124L48 126H51L53 129H51V130H53V131H50V129H47L46 130V128H43V126L44 127H46L45 125H46V123H45V125H43L42 123L41 124H37V122L39 121V119H41L42 121H45L44 119H42V118H44L43 117V115H44V113L40 116L39 115V113L41 112V110H42V107H41V105H43L44 104V102L45 103H47V105H43L45 108H49L50 110H53L54 108H55V106H53V103H54V105L55 104H57L58 102H60L61 100L62 101H64L63 100V97H62V99H61V97H59L60 98V101H57V99H56V97H57V93L55 94L56 96H55V99H56V102L53 100L54 99V93H55V88H54V86L55 85H57L56 84V80L54 79L56 76H58V75H60L61 73H64L65 74V72H63V68L65 67L64 65L65 64H63V66L64 67H62V65H60L59 63H61L62 61L63 62H66V61H64V60H60L61 62H56V63H54L53 61L52 62H45V60L46 59H48V58H46V57H48V55L47 54H43V52H42V56H46V57H44L45 58V60H42L41 61V58L42 57H40V54L39 55H35V56H33V57H28L27 59L26 58H24V56L25 55H20L21 53H26V51L28 50V48H29V46H31V43L34 41V42H36L37 41V43H38V41H39V39H40V37H43L41 40H43L44 38H46L45 37V35L44 36H42L41 34V36L39 35V33L38 34H35V32H30V31H35L34 30V26H36V25H34V26H30L29 27V24ZM104 23V22H103ZM108 23V22H107ZM106 23V24H107ZM82 24V23H81ZM28 25V26H27ZM97 25V24H96ZM114 24H111L110 25V27L111 26H113ZM25 26H27V28H28V30H30V31H28V32H30V33H28L27 32V34H31L32 33V37H30L31 38V40H29V41H27V40H20V39H17V37H19L20 36V34H19V32L23 29V27H25ZM83 26V27H82ZM105 26V25H104ZM107 26V25H106ZM121 26V25H120ZM95 27V26H94ZM97 27V26H96ZM115 27H116V25H115ZM124 27V26H123ZM22 28V29H21ZM21 29V30H20ZM114 29V28H113ZM118 29V28H117ZM123 29V28H122ZM48 30V29H47ZM109 30V29H108ZM177 30V29H176ZM25 31V30H24ZM43 31V30H42ZM107 31V30H106ZM113 31V30H112ZM116 31V30H115ZM115 31H113V32H115ZM117 31H119V29L117 30ZM47 32V31H46ZM45 32V33H46ZM163 32H165V31H163ZM163 32H161V31H158V32H156L158 35H155L157 38H160L161 40L165 37V34L163 33ZM40 33H41V31H40ZM44 33V32H43ZM166 33V32H165ZM48 34V33H47ZM46 34V35H47ZM167 34V33H166ZM51 35H49V36H51ZM131 35V34H130ZM133 35V34H132ZM23 36H25V34H23ZM149 36V35H148ZM151 36V35H150ZM149 36V38L150 39H152L151 37ZM167 36H168V34H167ZM52 37V36H51ZM130 37V36H129ZM134 37V36H133ZM215 37H217L216 36V34H215ZM221 38V41H220V39H214L215 41H217V43H219V45H221L222 47H225L228 51H226V49H225V52H227V53H229V55L231 54V56L230 57H232V54H233V49L232 48H234V47H232V45L233 44H230V43H234V42H231V41H229V42H223V40H222V37L221 36H218V38ZM29 38V37H28ZM53 38V37H52ZM25 39H26V37H25ZM124 39L126 40V38L124 37ZM45 40V39H44ZM48 40V39H47ZM46 40V41H47ZM50 40V39H49ZM131 40H132V38H131ZM165 40H166V38H165ZM53 40H51V42H52ZM48 42H50V41H48ZM133 42V41H132ZM165 42V41H164ZM17 43H19V46H17ZM39 43H42V41L41 42H39ZM154 43V42H153ZM165 43H168V41L167 42H165ZM176 43V44H175ZM175 47L174 48H176L177 50H179V52L181 53H183V55H184V58H183V61H185V63L189 66V68L188 69H185V70H182V76H184V78L187 80L188 79V82H189V85H194L196 88H202V87H206L208 84H209V82H212V81H216L215 83L218 85V83H222L223 81H224V79H225V77H224V73H223V70L221 69V64L219 65L218 64V61H215L214 60V58H212L211 57V55H209L207 52L205 53V52H201V51H199L197 48H194L192 45H189L188 44V42H186V40L185 39H180L179 38V40L177 41V40H175ZM49 44V43H48ZM170 44V43H169ZM173 44V45H174ZM215 44V43H214ZM236 44V43H235ZM51 44H49V46H50ZM60 45H62V44H60ZM70 45V44H69ZM167 45V44H166ZM165 45V46H166ZM27 46H28V48H27ZM47 46V45H46ZM169 46V45H168ZM192 46V47H191ZM234 46V45H233ZM236 46V45H235ZM35 47V46H34ZM48 47V46H47ZM46 47V48H47ZM50 47H52V46H50ZM50 47H49V49H50ZM57 47V46H56ZM196 47V46H195ZM214 47V46H213ZM54 48V47H53ZM53 48H51V50L53 49ZM239 48V47H238ZM24 49V50H23ZM35 49H37V48H35ZM49 49H47L45 52L47 53V52H49L48 50ZM30 50V49H29ZM39 50V49H38ZM43 50V49H42ZM54 50V49H53ZM60 50V49H59ZM177 50H176V52H177ZM200 50H202V48L200 49ZM236 50H237V48H236ZM36 51V50H35ZM67 51V50H66ZM222 51V50H221ZM239 51H241V50H239ZM239 51H237V52H239ZM30 52H32L31 50H30ZM68 53H69V51H67ZM82 52V51H81ZM236 52V51H235ZM29 53V52H28ZM36 53V52H35ZM55 53V52H54ZM64 53V52H63ZM83 53V52H82ZM139 53V52H138ZM137 53V54H138ZM245 54L246 52L244 51L243 52V50H242V54ZM30 54V53H29ZM65 54H66V52H65ZM72 54H69V55H72ZM124 54V53H123ZM126 54V53H125ZM125 54H124V56H125ZM128 54H131V53H128ZM235 54V53H234ZM244 54L243 55H241V56H244ZM20 55V56H19ZM27 55V54H26ZM53 55H55V54H53ZM61 55H63L62 53H61ZM81 55V54H80ZM83 55V56H84ZM127 55V54H126ZM146 55V54H145ZM246 55V54H245ZM18 57V59H20L18 62V65L14 68V67H12L13 68V70H10V72L11 73H9V71L7 72L6 70V72L4 71V70H2V68L4 67V65H5V62H6V60H8V58L10 59L11 57ZM21 56H23L22 57V59H21ZM31 56H32V54H31ZM39 56V57H38ZM56 56V55H55ZM65 55H63V57H64ZM238 56V57H237ZM241 56L239 57V54L237 53L236 55H233V57H234V59L236 58V59H242V58H244V57H242L241 58ZM20 57V58H19ZM58 58H59V56H57ZM57 57H55V58H57ZM232 57V58H233ZM77 59H78V57H76ZM133 58V57H132ZM247 60H248V56L247 57H245ZM43 59V58H42ZM122 59H123V57H122ZM128 58H126V60H127ZM16 60H17V58H16ZM50 60V59H49ZM54 60V59H53ZM56 61H58L57 59H55ZM121 60V59H120ZM130 60V59H129ZM163 60V59H162ZM161 60V61H162ZM165 60V59H164ZM163 60V61H164ZM180 60H182V59H180ZM237 60V61H238ZM245 60V59H244ZM244 60H239L240 62H242V64H243V66L244 65H246V64H248L249 65V63L247 62L246 63V60H245V62H244ZM68 61H70V60H68ZM74 61V60H73ZM91 61V62H90ZM123 60H121V62H122ZM124 61H125V59H124ZM128 61V60H127ZM127 61H126V63H127ZM131 61H132V59H131ZM131 61H130V63H131ZM162 61V62H163ZM234 61V60H233ZM236 61V60H235ZM70 62H72V61H70ZM69 62V63H70ZM120 62V61H119ZM128 63H129V61H128ZM127 63V64H128ZM129 63V64H130ZM165 63V62H164ZM239 63V62H238ZM237 63V64H238ZM71 64V63H70ZM73 64V63H72ZM71 64V65H72ZM92 64V63H91ZM6 65H7V63H6ZM71 65H69L68 64V62H67V65L66 66H69L70 68H71ZM74 65V64H73ZM73 65H72V67H73ZM126 65V64H125ZM223 65V64H222ZM240 65V64H239ZM247 65V67L246 66H244L245 67V70H244V72L245 73H247V74H249L250 76H249V82H250V80H251V83L253 84V83H255V84H253L254 86H257V80L256 79H260L259 77H257V78H254V77H256V76H253V75H255L254 74V71H252V68H250V65L248 66ZM8 66H10V65H8ZM14 66H15V63H14ZM32 66H35L36 68H34V69H36V72H39V73H41V75H43V77L42 78H37V77H35V75H32V76H34V78H32L31 76H29L28 77V75L27 74H24V69H29L30 68V70H31V67ZM118 66V65H117ZM99 66H97V67H90L91 68V71L92 70H94L93 68H98ZM105 67V66H104ZM103 67V68H104ZM227 67V66H226ZM238 67V66H237ZM5 68V67H4ZM8 68V67H7ZM78 68V67H77ZM223 68V67H222ZM69 68H67L66 70H68ZM73 69V68H72ZM79 69V68H78ZM82 69V70H83ZM102 69V68H101ZM119 69V68H118ZM121 70H122V68H120ZM119 69V70H120ZM141 69V68H140ZM226 69V68H225ZM254 69V68H253ZM30 70H27L28 71V73L29 72H31L32 73V70L30 71ZM87 70L89 71V69L87 68ZM86 70V72H88ZM100 70V69H99ZM104 70V69H103ZM131 70H133V69H131ZM26 71V72H27ZM96 71V72H95ZM94 72L95 73H97L98 74V72H97V69L95 70ZM101 71V70H100ZM99 71V72H100ZM111 71V70H110ZM113 72H114V70H112ZM160 71V70H159ZM90 72V71H89ZM162 72V71H161ZM161 72L159 73V74H161ZM225 72V71H224ZM34 73V72H33ZM67 73V72H66ZM84 74H85V72H83ZM93 73V72H92ZM94 73V74H95ZM118 73H120V71L118 72ZM122 73V72H121ZM125 73V72H124ZM226 73V72H225ZM69 74V73H68ZM131 74V73H130ZM129 74V75H130ZM137 74V73H136ZM139 74V73H138ZM229 74V73H228ZM27 75V76H26ZM66 75V74H65ZM71 75V74H70ZM69 75V76H70ZM99 75V74H98ZM106 75H108V74H106ZM127 75V74H126ZM69 76H67L68 78H69ZM71 76H74V75H71ZM93 76V75H92ZM123 76V75H122ZM138 76V75H137ZM59 77H61V76H59ZM110 77V76H109ZM130 77V76H129ZM230 77V76H229ZM108 78V77H107ZM113 78V77H112ZM141 78V77H140ZM228 78V77H227ZM232 78V77H231ZM71 79V78H70ZM79 79H81V78H79ZM83 79V78H82ZM98 79V78H97ZM101 79V78H100ZM100 79H98V80H100ZM137 79H139V78H137ZM143 79V78H142ZM234 79V78H233ZM247 79V78H246ZM58 80V79H57ZM60 80H61V78H60ZM77 80V79H76ZM85 80V79H84ZM89 80V79H88ZM96 80V79H95ZM117 80V79H116ZM133 80V79H132ZM144 80H146L145 78H144ZM149 80V78L147 79V81ZM261 80H262V78H261ZM263 80H264V78H263ZM73 81V80H72ZM71 81V82H72ZM87 81V80H86ZM90 81H92V80H90ZM103 81H104V79H103ZM107 81V80H106ZM130 81V80H129ZM143 81V80H142ZM147 81H145L146 83H147ZM234 81V80H233ZM63 82V81H62ZM65 82V81H64ZM81 82V80H79V83ZM100 82V81H99ZM102 82V81H101ZM114 82V81H113ZM125 82V81H124ZM138 82V81H137ZM73 83V82H72ZM87 83V82H86ZM90 82H88V87H90V84H89ZM93 83H94V81H93ZM117 83V82H116ZM115 83V84H116ZM136 83V82H135ZM141 83V82H140ZM208 83V84H207ZM214 83V84H215ZM225 83V82H224ZM260 83H261V81H260ZM67 84V83H66ZM213 83H211V85H212ZM213 84V85H214ZM215 84V85H216ZM252 84H251V86H252ZM259 84V83H258ZM70 85V84H69ZM72 85V84H71ZM73 85H76V83L74 84L73 83ZM77 85H78V83H77ZM80 85H82V84H80ZM86 85V84H85ZM133 85V84H132ZM151 85V84H150ZM149 85V86H150ZM153 85V84H152ZM223 85V84H222ZM2 86H6V87H8V86H11L12 87V89L14 90H11V88H10V91L12 92L13 91V94L11 95V96H9V98H8V95L6 94V98H5V100H3V97H2V95L1 94H4L7 90L5 89V92L3 91V88H2ZM19 86L21 87V88H19ZM68 86V85H67ZM79 86V85H78ZM109 86V85H108ZM111 86V85H110ZM144 85L142 84V87H143ZM198 86V87H197ZM253 86V87H254ZM71 87V86H70ZM87 87V86H86ZM91 87H92V85H91ZM98 88L100 87V86H97ZM103 87V86H102ZM104 87H105V84H104ZM112 87V86H111ZM208 87V86H207ZM206 87V88H207ZM214 87V86H213ZM68 88V87H67ZM72 88V87H71ZM74 88H76V90H77V88H82V86L81 87H74ZM106 88V87H105ZM115 88V87H114ZM113 88V89H114ZM140 87H138V89H139ZM145 88V87H144ZM212 88V87H211ZM256 88V87H255ZM258 88V87H257ZM8 89V88H7ZM85 89V88H84ZM92 89V88H91ZM99 89H101V88H99ZM103 89V88H102ZM107 89H108V87H107ZM106 89V90H107ZM141 89H143V88H141ZM9 90V89H8ZM71 90V89H70ZM69 90V91H70ZM204 90H205V88H204ZM63 91V90H62ZM72 91L74 92V93H76L73 89H72ZM79 91V90H78ZM92 91V90H91ZM90 91V92H91ZM95 91V90H94ZM97 91V90H96ZM108 91V90H107ZM111 91H113V90H111ZM114 91H116L115 89H114ZM113 91V92H114ZM72 92V93H73ZM104 92L105 91H103L102 93L104 94ZM119 92V91H118ZM71 93V92H70ZM80 93V92H79ZM100 93V92H99ZM77 94V93H76ZM81 94H82V92H81ZM83 94H85V92L83 93ZM89 94V93H88ZM108 94H113V93H108ZM10 95V94H9ZM67 95V94H66ZM106 95H107V92H106ZM118 95H120V94H118ZM129 95V94H128ZM70 96V95H69ZM85 96V95H84ZM110 96V95H109ZM108 96V98H110ZM5 97V96H4ZM11 97V98H10ZM105 97V96H104ZM117 97V96H116ZM129 97V96H128ZM130 97H131V95H130ZM79 98V97H78ZM82 97H80V99H81ZM91 98V97H90ZM94 98V97H93ZM113 98H114V95H113ZM120 98V97H119ZM125 98V97H124ZM26 99V100H27ZM83 99V98H82ZM85 99V98H84ZM97 99V98H96ZM99 99V98H98ZM104 99V98H103ZM122 98H120V100H121ZM127 99V98H126ZM71 100V99H70ZM87 100V99H86ZM100 100V99H99ZM112 100H114V99H112ZM117 100V99H116ZM75 101H77V100H75ZM74 101V102H75ZM83 101V100H82ZM94 101V100H93ZM93 101H91V102H93ZM106 101V100H105ZM42 102V103H41ZM51 102V103H50ZM65 102V101H64ZM68 102V101H67ZM73 102V101H72ZM80 102H81V100H80ZM84 102V101H83ZM89 102V101H88ZM94 102H96V101H94ZM110 102V101H109ZM41 103V104H40ZM7 104H9V103H7ZM11 104V103H10ZM16 104V103H15ZM64 105L65 103H62L61 102V105ZM68 104H69V102H68ZM85 105H87L86 103H84ZM90 104V103H89ZM88 104V105H89ZM97 104V103H96ZM103 104H105V103H103ZM102 104V105H103ZM115 104V103H114ZM3 105V104H2ZM12 105H14V104H12ZM29 105V106H28ZM60 105V106H61ZM62 105V107H66L65 105L63 106ZM67 105V104H66ZM81 105H82V103H81ZM80 105V106H81ZM98 105H99V103H98ZM97 105V106H98ZM134 105V104H133ZM9 106H11V105H9ZM8 106V107H9ZM15 106V105H14ZM23 106H25V105H23ZM22 106V107H23ZM47 106V107H46ZM52 106V107H51ZM56 106H58V104L56 105ZM59 106V107H60ZM68 107H71L70 105H67ZM106 106V105H105ZM117 106V105H116ZM125 106V105H124ZM18 107V106H17ZM73 107V106H72ZM85 107V106H84ZM93 107V106H92ZM94 107H95V105H94ZM100 107V106H99ZM102 107V106H101ZM104 107V106H103ZM129 107V106H128ZM127 108V107H126ZM125 108V109H126ZM59 109V108H58ZM57 109V110H58ZM65 109V108H64ZM70 109V108H69ZM88 109V108H87ZM93 108H91V110H92ZM105 110H106V107L104 108ZM130 109V108H129ZM72 110H73V108H72ZM76 110V109H75ZM80 110V109H79ZM95 110V109H94ZM93 110V111H94ZM98 110V108L96 107V111ZM100 110V109H99ZM98 110V111H99ZM108 110V109H107ZM113 110V109H112ZM118 110V109H117ZM131 110H133V109H131ZM134 110H135V108H134ZM43 111V110H42ZM88 111H90V110H88ZM102 111V110H101ZM100 111V112H101ZM126 111H128V110H126ZM137 111V110H136ZM54 112H56V110H54L53 111V113ZM71 112V111H70ZM69 112V113H70ZM80 112V111H79ZM112 112H114V111H111V113ZM116 112V111H115ZM129 112V111H128ZM134 112V111H133ZM146 112V111H145ZM144 112V113H145ZM42 113V112H41ZM57 113V112H56ZM72 113V112H71ZM88 113V112H87ZM102 113V112H101ZM103 113H105V112H103ZM108 113V112H107ZM110 113V114H111ZM119 113V112H118ZM113 114V113H112ZM117 114V113H116ZM124 114V113H123ZM141 114V113H140ZM55 115V114H54ZM86 115V114H85ZM91 115V114H90ZM94 116H96L95 114H93ZM104 115V114H103ZM109 115V114H108ZM127 115V114H126ZM130 115V114H129ZM57 116V115H56ZM88 116V115H87ZM116 116V115H115ZM115 116H113V117H115ZM121 116V115H120ZM132 116V115H131ZM130 116V117H131ZM138 116V115H137ZM142 116H144V115H142ZM145 116H147V115H145ZM40 117V118H39ZM88 117H90V116H88ZM99 117V116H98ZM108 117H110V116H108ZM107 116H106V118H108ZM119 117V116H118ZM140 117V116H139ZM74 118V117H73ZM81 118V117H80ZM79 118V119H80ZM83 118V117H82ZM102 118H104V117H102ZM111 118V117H110ZM131 118H133V116L131 117ZM131 118H128V119H130V120H132ZM143 118V117H142ZM89 119V118H88ZM91 119V118H90ZM93 119V118H92ZM99 119V118H98ZM97 118L95 119V120H98ZM115 119V118H114ZM124 119V118H123ZM141 119V118H140ZM82 120V119H81ZM94 120V119H93ZM100 120V119H99ZM103 120V119H102ZM104 120H106L105 118H104ZM126 120V119H125ZM129 120V121H130ZM136 120V119H135ZM143 120H144V118H143ZM41 121V122H42ZM108 121H110V120H108ZM142 121V120H141ZM55 122V123H56ZM84 122V121H83ZM83 122H79V124H84ZM91 121H89V123H90ZM104 122V121H103ZM125 122V121H124ZM123 122V123H124ZM133 122L134 121H132L131 122V124L130 123H128V124H130V125H132L133 124ZM146 122V121H145ZM36 123V124H35ZM89 123L87 124V122L85 123V124H87V126L89 125ZM109 124H110V122H108ZM107 123V124H108ZM122 123V124H123ZM126 123V122H125ZM124 123V124H125ZM136 123V122H135ZM103 124V123H102ZM101 124V125H102ZM119 124V123H118ZM137 124V123H136ZM141 124H143V123H141ZM41 125V127H39ZM43 125V126H42ZM95 125H97V123L95 124ZM100 125V124H99ZM113 125V124H112ZM115 125L117 126V124L115 123ZM114 125V126H115ZM120 125V124H119ZM139 125V124H138ZM47 126V127H48ZM56 126H54V127H56ZM79 126V125H78ZM86 126V125H85ZM104 126V125H103ZM102 126V127H103ZM107 125H105V127H106ZM111 126V125H110ZM123 127L120 129L119 127H121V126H119L118 127V129H120L121 131H122V129L123 128H125V126L124 125H122ZM57 127V128H58ZM92 127H94V124H93V126ZM95 127H97V126H95ZM99 127V126H98ZM102 127H101V129H102ZM111 127H113V126H111ZM133 127V126H132ZM143 127V126H142ZM49 128V127H48ZM67 128L68 129H71L69 132H70V134H69V132L67 131ZM79 128H81V127H78V129ZM87 127H85V129H86ZM115 128H117V127H115ZM129 128H130V126H129ZM128 128V129H129ZM136 128V127H135ZM34 129V130H33ZM77 129V130H78ZM99 130H97V131H100L101 129L100 128H98ZM106 129V128H105ZM112 130H113V128H111ZM49 130V131H48ZM63 130L64 131H66V132H63ZM80 130V129H79ZM91 130H93V128L91 129ZM96 130V129H95ZM110 130V129H109ZM115 130V129H114ZM117 130V129H116ZM125 130V129H124ZM132 130V129H131ZM142 130V129H141ZM3 131V133H5ZM59 131H61L62 132V134H61V132H59ZM75 131L73 130V132H74V134H76L75 133ZM89 131H90V129H89ZM111 131V130H110ZM133 131V130H132ZM137 131H138V129H137ZM137 131L134 133V134H136L137 135ZM51 132V133H50ZM72 132V133H73ZM83 132L85 133L84 134V136L82 135L83 134ZM90 132H93V131H90ZM101 132H104L103 131V129H102V131ZM106 132V131H105ZM130 132V131H129ZM2 133V132H1ZM5 133V134H6ZM37 134V133H39L38 135H39V137H37V136H35L34 137V135L35 134ZM41 133V134H40ZM79 133H80V131H79ZM87 133V134H86ZM95 133V132H94ZM93 133V134H94ZM107 133V132H106ZM110 133V132H109ZM112 133H116V132H112ZM118 133H120V131L118 132ZM118 133H116V134H118ZM122 133H124L123 131H122ZM127 133V132H126ZM126 133H125V135H126ZM32 134H34L33 135V137L31 136ZM93 134H92V138H94V137H97V136H93ZM98 134V133H97ZM99 134H101V133H99ZM103 134V133H102ZM108 134V133H107ZM121 134V133H120ZM129 135L131 134V132L130 133H128ZM127 134V135H128ZM141 134V133H140ZM140 134H139V136H140ZM164 134V133H163ZM2 135V134H1ZM0 135V136H1ZM77 139V140H74L73 139V136ZM109 135H111V134H109ZM109 135H106V136H108L109 137ZM115 135V134H114ZM124 135V134H123ZM123 135L121 136V135H119V136H121V137H123ZM135 135V136H136ZM152 135V134H151ZM156 135V134H155ZM5 136H7V137H5ZM45 136V137H46ZM53 136H55L56 138H54L55 140H53L51 137ZM82 136V137H81ZM117 136V135H116ZM141 136H142V134H141ZM149 136V135H148ZM164 136V135H163ZM2 137V136H1ZM4 137L6 138V139H4ZM9 137V138H8ZM89 137V136H88ZM112 137H113V134H112ZM111 137V138H112ZM130 137V136H129ZM146 137H147V135H146ZM23 138V140H20V139H22ZM27 138H30V139H27ZM31 138L33 139L32 141L34 142V144H33V142L31 143L30 142V140H31ZM92 138H91V140H89L90 142H92ZM105 138V137H104ZM114 138V137H113ZM115 138H117L118 139V137H115ZM124 138V137H123ZM24 139H26L27 141L29 140V142H28V144L30 145L29 146V148L28 149H26L27 150V152H25V150L24 151H22V153L20 154V153H18L17 151L19 150V148H20V150L22 149L21 147H23L24 146V144H26L27 143V141L26 140H24ZM39 139H41V138H39ZM51 139V140H50ZM70 139V140H69ZM73 139V140H72ZM109 139V138H108ZM138 139V138H137ZM142 139V138H141ZM151 139V138H150ZM154 139V138H153ZM68 140H69V143H68ZM86 140V141H85ZM94 140H96V139H94ZM93 140V141H94ZM99 140V139H98ZM104 139L102 138V139H100V141L101 142H103V145H104V141L106 140H104ZM111 140V139H110ZM72 141H74L73 143H71ZM109 141V140H108ZM105 142L106 144H110L109 142H111V141H109V142ZM129 141V140H128ZM127 141V142H128ZM135 141H136V138H135ZM138 141V140H137ZM96 142V141H95ZM117 142V141H116ZM121 142V141H120ZM123 142V141H122ZM133 142H134V140H133ZM158 142V141H157ZM165 142V141H164ZM31 143V144H30ZM85 143H87L88 145H90V146H88V148L90 147L91 149L90 150H88V148H87V144H85ZM94 143V142H93ZM97 143V147L99 148V146H98V144H100L98 141L96 142ZM96 143H94V144H96ZM125 143H126V141H125ZM124 143V144H125ZM131 143V142H130ZM146 143V142H145ZM148 143V142H147ZM160 143V142H159ZM27 144V145H28ZM37 144V145H36ZM42 145V152H40V146ZM50 144V143H49ZM48 144V145H49ZM111 144H113V141L111 142ZM127 144V143H126ZM137 144H141V143H137ZM157 144V143H156ZM165 144H166V142H165ZM39 145V146H38ZM103 145H100V147L101 146H103ZM118 144H116V146H117ZM155 145V144H154ZM96 146H93V149L96 147ZM105 146V145H104ZM108 147H109V145H107ZM111 146V145H110ZM120 146V145H119ZM128 146H130V145H128ZM144 146V145H143ZM153 146V145H152ZM156 146V145H155ZM163 146H164V144H163ZM28 147V146H27ZM107 147V148H108ZM112 148L114 147V146H111ZM124 147V146H123ZM122 147V148H123ZM134 147H136V146H134ZM134 147H133V149H134ZM26 148V147H25ZM25 148H23V149H25ZM50 148V147H49ZM48 148V149H49ZM53 148H55V147H53ZM52 148V149H53ZM97 148V149H98ZM104 148H106V147H104ZM103 148V149H104ZM106 148V149H107ZM115 148V147H114ZM120 148V147H119ZM119 148H117L118 150H119ZM126 148V147H125ZM131 148H132V146H131ZM152 148V147H151ZM1 149V148H0ZM22 149V150H23ZM33 149V150H32ZM44 149H47L46 147L44 148ZM70 149V150H69ZM111 149V148H110ZM110 149H108L107 150V152L108 151H111ZM140 149H141V147H140ZM158 149V148H157ZM163 149V148H162ZM168 149V148H167ZM166 149V150H167ZM169 149H170V147H169ZM28 150H29V152H28ZM32 150V151H31ZM58 150V151H59ZM94 150H96V149H94ZM94 150H93V153H97V154H99V155H97V156H99L100 157V159H96V158H98V157H96V158H94V159H96L97 161H90V162H92V165L95 167L94 169H96L97 170V174H99L100 175V173L101 174H103L102 176H104V173H105V175H106V173H108L109 174V169H111V168H109L108 169V163H109V161L108 160H110V158L108 159V158H105L104 156H107L108 157V155H105L106 154V152H105V150H104V153H102L101 151H102V149L100 150V152L98 153V151H99V149L97 150V152H94ZM114 150V149H113ZM122 150V149H121ZM126 150V149H125ZM128 150V149H127ZM126 150V151H127ZM131 150V149H130ZM130 150H129V152H130ZM145 150V149H144ZM149 150V149H148ZM156 150V149H155ZM49 151V150H48ZM51 152H53V150H50ZM54 151H55V149H54ZM57 151V150H56ZM126 151H124V152H126ZM137 151H138V149H137ZM136 151V152H137ZM163 151V150H162ZM7 152V153H8ZM23 152H25V153H23ZM79 152V154H77ZM116 152V151H115ZM122 152V151H121ZM132 152V151H131ZM140 152H142V151H140ZM153 152V151H152ZM158 152V151H157ZM4 153V152H3ZM34 153V154H33ZM42 153V154H41ZM48 153V152H47ZM47 153H46V155L45 156H47ZM50 153V152H49ZM49 153H48V155H49ZM119 153V152H118ZM127 153V152H126ZM139 153V152H138ZM150 153V152H149ZM154 153V152H153ZM152 153V154H153ZM161 153V152H160ZM81 154L79 155V156H81ZM89 154V153H88ZM103 154H104V156H103ZM108 154V153H107ZM109 154H110V152H109ZM111 154H112V152H111ZM115 154V153H114ZM122 153H120L119 155H121ZM123 154H125V153H123ZM131 154H133V152L131 153ZM135 154H137V153H135ZM134 154V155H135ZM145 154V153H144ZM143 154V155H144ZM148 154V153H147ZM146 154V155H147ZM158 154V153H157ZM3 156L2 157H4L5 159H3V161L4 160H6V155H5V153L4 154H2ZM40 155H41V157H40ZM43 155V156H42ZM58 155H59V153H58ZM72 155H74V153L72 154ZM95 155V156H96ZM101 155V156H100ZM134 155H133V157H134ZM149 155V154H148ZM159 155V154H158ZM50 156H51V158H52V162L53 163H55V161L56 160H53L54 159V156H57V154L55 153V155H51L50 154ZM50 156H47V157H50ZM59 156V157H60ZM71 156V157H70ZM83 156V157H84ZM86 156H88V155H86ZM90 156V155H89ZM88 156V158H91V156L89 157ZM115 156V155H114ZM118 156V155H117ZM116 156V157H117ZM123 156V155H122ZM125 156V155H124ZM123 156V157H124ZM129 156V155H128ZM131 156V155H130ZM142 156V155H141ZM153 156V155H152ZM151 156V157H152ZM155 156H157V155H155ZM37 157V158H36ZM46 157V158H47ZM58 157V158H59ZM69 157V158H68ZM83 157H81V160H82V158ZM110 157H111V155H110ZM120 157V156H119ZM140 157V156H139ZM147 157V156H146ZM150 157V158H151ZM159 157V156H158ZM45 158V159H46ZM51 158H49V159H51ZM57 157H55V159H56ZM62 157H60V159H61ZM65 158V159H66ZM79 158V157H78ZM87 158V157H86ZM85 158V159H86ZM112 158H113V156H112ZM129 158V157H128ZM136 158V157H135ZM156 158V157H155ZM48 159V158H47ZM64 159V161H68V160H65ZM69 159V160H70ZM73 159H75V158H73ZM72 159V161H69V162H74L75 160H73ZM84 159V158H83ZM93 159V160H94ZM137 159H139V158H137ZM146 159V158H145ZM7 160H6V162H7ZM44 160V159H43ZM62 160H63V158H62ZM81 160H79V159H76V161L75 162H79V161H81ZM92 160V159H91ZM113 160V159H112ZM111 160V161H112ZM124 160V159H123ZM139 160H141V159H139ZM138 160V161H139ZM142 160H144V159H142ZM148 160V159H147ZM154 160V159H153ZM13 161H15V162H17V164H16V166L14 167L13 165L14 164H12L13 163ZM48 162H49V160H47ZM50 161V162H51ZM85 161V160H84ZM83 160H82V164H84L83 162H84ZM87 162H88V164H91V163H89V159L88 160H86ZM125 161V160H124ZM133 161V160H132ZM132 161H130V162H132ZM152 161V160H151ZM26 162H30V165L28 166V165H25L26 164ZM57 162V161H56ZM86 162V163H87ZM113 162V161H112ZM115 162H117V161H115ZM123 162V161H122ZM129 162V163H130ZM136 162H137V160H136ZM142 162H144V161H142ZM142 162H140V164H142ZM39 163V162H38ZM47 163V162H46ZM65 163V162H64ZM145 163V162H144ZM147 163H148V161H147ZM146 163V164H147ZM150 163V162H149ZM149 163H148V165H149ZM156 163H157V161H156ZM29 164V163H28ZM42 164V163H41ZM56 164V163H55ZM69 164V163H68ZM67 164V165H68ZM79 164V163H78ZM78 164H76V165H78ZM80 164H81V162H80ZM116 164H118V163H116ZM127 164V163H126ZM137 164H139V162L137 163ZM159 164V163H158ZM45 165V164H44ZM48 165V164H47ZM46 165V166H47ZM49 165H51V164H49ZM48 165V166H49ZM54 165V164H53ZM57 165V164H56ZM61 165V164H60ZM64 165V164H63ZM72 165V164H71ZM70 164H69V166H71ZM76 165L74 166V164L71 166V167H73L74 166V168L77 170V168H78V170L81 168V167H77L76 168ZM91 165V166H92ZM113 165V164H112ZM122 165V164H121ZM120 165V166H121ZM128 165V164H127ZM134 165V164H133ZM160 165V164H159ZM38 166V165H37ZM40 166V165H39ZM39 166H38V168H39ZM45 166V167H46ZM84 166V165H83ZM111 166V165H110ZM117 166V165H116ZM126 166V165H125ZM143 166V165H142ZM55 167V166H54ZM53 167V168H54ZM112 167V166H111ZM138 166H136V168H137ZM155 167V166H154ZM50 168H52V166L50 167ZM62 168V167H61ZM66 168V167H65ZM93 168V167H92ZM114 168V167H113ZM128 168H130V167H128ZM133 168V167H132ZM139 168V167H138ZM158 167H156V169H157ZM161 168V167H160ZM24 169V170H25ZM63 169V168H62ZM67 169V168H66ZM75 169H73V170H75ZM122 169V168H121ZM131 169V168H130ZM129 169V170H130ZM142 169V168H141ZM144 169V168H143ZM159 169V168H158ZM22 170V171H21ZM30 170V171H31ZM39 170V169H38ZM47 170V169H46ZM58 170V169H57ZM68 170V169H67ZM77 170V171H78ZM145 170V169H144ZM147 170H149V169H147ZM151 171H152V169H150ZM155 170V169H154ZM29 171V172H30ZM76 171V172H77ZM83 171V170H82ZM95 171V170H94ZM116 171V170H115ZM120 171V170H119ZM123 172H124V170H122ZM132 171H134V170H132ZM136 171V170H135ZM156 171H158V170H156ZM43 172V171H42ZM45 172V171H44ZM50 172H52V171H50ZM50 172H49V174H50ZM54 172H55V169H54ZM53 172V173H54ZM61 172V171H60ZM100 172V173H99ZM130 172V171H129ZM137 172V171H136ZM141 172V171H140ZM139 172V173H140ZM143 172V171H142ZM144 172H146V171H144ZM22 173V174H21ZM26 173V172H25ZM28 173V172H27ZM35 173H36V171H35ZM39 173V172H38ZM56 173V172H55ZM73 173H74V171H73ZM83 173V172H82ZM112 173H114V172H112ZM118 173V172H117ZM130 173H132V172H130ZM152 173H153V171H152ZM45 174V173H44ZM58 174V173H57ZM78 175H79V172L77 173ZM77 174H73V175H77ZM96 174V175H97ZM116 174V173H115ZM144 174V173H143ZM150 174V173H149ZM22 175V176H21ZM29 175V174H28ZM27 175V176H28ZM41 175L43 176V174L41 173ZM47 175V174H46ZM72 175V168H71V173H69V172H62L61 173V175L60 176H62L61 178H63L62 180H60V179H58L59 180V182L60 181H70V183H71V181H72V183H73V181H74V183L76 184V185H79L77 182H79L78 181V179L76 180L75 178H76V176H73ZM114 175V174H113ZM126 175V174H125ZM128 175V174H127ZM133 175H134V173H133ZM140 175V174H139ZM145 175V174H144ZM40 176V175H39ZM39 177V178H37V179H35L34 177H32V175L29 177V180L30 181H32V182H34V186H33V188H31V191L33 190V192H37L38 190V192H40V189H42V188H40L41 186H42V184L44 185L45 183H47V185L45 184L44 185V187H46L47 186V190L45 191L44 189L41 191V193L42 194H44L45 192H47L48 191V196H50V200H54V199H56L57 197H56V195L54 196V192L53 191H55L56 189L58 190V188H57V185H59L60 186V184L61 183H59V184H57L56 182H58L57 181V178H56V182L55 181H53V180H55V179H53L52 177H49V176H47L48 178H52L53 180H51V181H48L44 176L43 177ZM51 176H53V175H51ZM56 176V175H55ZM59 176V177H60ZM82 176H83V174H82ZM81 176V177H82ZM101 176V175H100ZM101 176V177H102ZM109 176V175H108ZM123 176V175H122ZM141 176V175H140ZM139 176V177H140ZM148 176V175H147ZM23 177V178H22ZM37 177V176H36ZM57 177V176H56ZM79 177H80V175H79ZM90 177V176H89ZM97 177V176H96ZM110 177V176H109ZM136 177H138V176H136ZM152 177V176H151ZM18 178H20V179H18ZM77 178H78V176H77ZM126 178V177H125ZM141 178V177H140ZM142 178H143V176H142ZM153 178V177H152ZM152 178H151V180H152ZM156 178V177H155ZM25 179V178H24ZM88 179H90V178H88ZM99 179H101L100 177H99ZM103 179H104V177H103ZM129 179V178H128ZM127 179V180H128ZM139 179V178H138ZM137 179V180H138ZM79 180H81V179H79ZM108 180H109V178H108ZM134 180H136V179H134ZM142 180V179H141ZM143 180H145V179H143ZM29 181V182H30ZM76 181V182H75ZM87 181H89V180H87ZM145 181H147V179L145 180ZM155 181V180H154ZM159 181V180H158ZM25 182V181H24ZM50 182V183H49ZM81 182V181H80ZM79 182V183H80ZM90 182V181H89ZM99 182V181H98ZM105 182H109V181H105ZM111 182V181H110ZM117 182H118V180H117ZM117 182H115V180L113 179V183H116L117 184ZM129 182V181H128ZM133 182V181H132ZM162 182V181H161ZM23 183V182H22ZM26 183V182H25ZM31 183V182H30ZM64 183V182H63ZM67 183V182H66ZM87 183V182H86ZM159 183V182H158ZM57 184V185H56ZM75 184H73L74 186H75ZM99 184H100V182H99ZM105 184V183H104ZM137 184H138V182H137ZM136 184V185H137ZM150 184V183H149ZM154 184V183H153ZM162 184V183H161ZM25 185V184H24ZM33 185V184H32ZM67 186H68V184H66ZM144 185V184H143ZM151 185V184H150ZM155 185H156V182H155ZM18 186H21V185H18ZM22 186H23V184H22ZM40 186V187H39ZM58 186V187H59ZM69 186H71V184L69 185ZM68 186V187H69ZM81 186V185H80ZM120 186V185H119ZM132 186V185H131ZM142 185H140V187H141ZM13 187H12V190H14L13 189ZM16 187V186H15ZM26 187V186H25ZM32 187V186H31ZM37 187H38V189H37ZM63 187H64V184H62V188H61V193L63 192V191H65V190H63ZM82 187V186H81ZM84 187V186H83ZM137 187V186H136ZM146 187V186H145ZM17 188V187H16ZM24 188V187H23ZM30 188V187H29ZM40 188V189H39ZM73 188V187H72ZM142 188V187H141ZM147 188H150V186L149 187H147ZM153 188V187H152ZM10 189H11V187H10ZM25 189V188H24ZM26 189H28V188H26ZM66 189V188H65ZM69 189H71V188H69ZM79 189V188H78ZM80 189H82V188H80ZM100 189V188H99ZM146 189V188H145ZM155 189V188H154ZM6 190V189H5ZM17 190H19V189H17ZM16 190V191H17ZM60 190V189H59ZM58 190V192H59V195H57V196H60V198H61V196L62 195H60V191ZM149 190V189H148ZM159 190H161V189H159ZM158 190V191H159ZM0 191V192H1ZM11 191V190H10ZM10 191H7V192H9L10 193ZM22 191H24V190H22ZM21 191V192H22ZM43 191H44V193H43ZM66 191H68V190H66ZM72 191V190H71ZM79 191V190H78ZM145 191H147V190H145ZM158 191H156V192H158ZM15 192V191H14ZM35 192V193H36ZM69 192V191H68ZM77 192V191H76ZM81 192V191H80ZM84 192V191H83ZM159 192H161V191H159ZM158 192V193H159ZM4 193H5V191H4ZM13 193V192H12ZM11 193V194H12ZM24 193H26V192H24ZM23 193V194H24ZM27 193H28V191H27ZM30 193V192H29ZM28 193V194H29ZM32 193V192H31ZM55 193H57L56 191H55ZM66 193V192H65ZM71 193V192H70ZM152 193H153V191H152ZM151 193V194H152ZM6 194V193H5ZM8 194V193H7ZM6 194V195H7ZM37 195L38 194H40V193H36ZM46 194V193H45ZM63 194H64V192H63ZM72 194H73V192H72ZM84 194V193H83ZM86 194V193H85ZM131 194V193H130ZM9 195V194H8ZM13 195V194H12ZM18 195V194H17ZM20 195V194H19ZM35 195V194H34ZM47 195V194H46ZM67 195V194H66ZM65 195V196H66ZM71 195V194H70ZM74 195V194H73ZM75 195H76V193H75ZM153 195V194H152ZM157 195V194H156ZM15 196V195H14ZM21 196V195H20ZM33 196V195H32ZM36 196V195H35ZM39 196H41V195H39ZM77 196V195H76ZM78 196H79V194H78ZM134 196V195H133ZM0 197H2L1 195H0ZM11 197V196H10ZM9 197V198H10ZM25 197V196H24ZM24 197H22V198H24ZM44 197V196H43ZM56 197V198H55ZM75 197V196H74ZM130 197V196H129ZM138 197V196H137ZM142 197V196H141ZM149 197V196H148ZM6 197H4V198H2L1 200H4ZM8 198V197H7ZM9 198H8V200H9ZM21 198V197H20ZM21 198V199H22ZM49 198V197H48ZM47 198V199H48ZM76 198V197H75ZM80 198V197H79ZM125 198V197H124ZM123 198V199H124ZM134 198V197H133ZM151 198H152V196H151ZM150 198V199H151ZM158 198V197H157ZM41 199H43V198H41ZM40 199V200H41ZM57 199H59V198H57ZM68 199H70V198H68ZM74 199V198H73ZM128 199V198H127ZM131 199V198H130ZM45 200V199H44ZM88 200V199H87ZM125 200V199H124ZM134 200H135V198H134ZM138 200V199H137ZM143 200V199H142ZM157 200V199H156ZM155 200V201H156ZM15 201L17 202V199H15ZM27 201H28V199H27ZM37 201H38V199H37ZM45 201H47V200H45ZM49 201V200H48ZM54 201H56V200H54ZM76 201H77V199H76ZM122 201V200H121ZM120 201V202H121ZM141 201V200H140ZM139 200H138V202H140ZM4 202H7L6 200L4 201ZM0 203V210H1V208H7V206H6V204L5 203ZM19 202V201H18ZM18 202L16 203V205L18 204ZM25 202V201H24ZM40 202V201H39ZM42 202H43V200H42ZM49 202H51V201H49ZM58 203H59V200L57 201ZM56 202V205L58 206V203ZM62 201H60V203H61ZM82 202V201H81ZM9 203V202H8ZM32 203V202H31ZM30 203V204H31ZM41 203V202H40ZM52 204H53V201L51 202ZM59 203V204H60ZM63 203V202H62ZM61 203V204H62ZM74 203V202H73ZM77 203V202H76ZM148 202L146 201V204H147ZM13 204V203H12ZM11 204V205H12ZM21 204H23L22 202H21ZM21 204H19L20 206H17V207H23L24 208V206L22 205L21 206ZM37 204V203H36ZM42 204V203H41ZM45 204V203H44ZM50 204V203H49ZM66 204H67V202H66ZM72 203H70L69 204V207H71L72 208V206L73 205H71ZM91 204V203H90ZM113 204V203H112ZM117 204V203H116ZM122 204V203H121ZM131 204H134L132 201H131ZM131 204L129 203H127V202H124L121 206H116V208L117 209H119L118 210V213H119V211L121 212L122 210L125 212V211H127V212H125V214H127L129 211H131V207L133 206H131ZM136 204V203H135ZM134 204V205H135ZM145 204V203H144ZM144 204H143V206H144ZM150 204V203H149ZM13 205H15V204H13ZM33 205V204H32ZM54 205H55V203H54ZM79 205H80V203H79ZM29 206V205H28ZM31 206V205H30ZM50 206H51V204H50ZM61 206V205H60ZM67 206V205H66ZM75 206H78V205H75ZM81 206V205H80ZM85 206V205H84ZM87 206V205H86ZM89 206V205H88ZM92 205H90V208L91 209H93V206L91 207ZM138 206V203H137V205H136V207ZM148 206V205H147ZM151 206V205H150ZM149 206V207H150ZM10 207V206H9ZM15 207V206H14ZM62 207H63V205H62ZM83 207V206H82ZM113 207H114V205H113ZM139 207V206H138ZM146 207V206H145ZM13 208V207H12ZM22 208V209H23ZM42 208V207H41ZM53 209H55L56 208V206H55V208H54V206L52 207ZM59 208V207H58ZM66 208V207H65ZM75 208V207H74ZM73 208V209H74ZM78 208H79V206H78ZM112 208V207H111ZM134 208V207H133ZM141 208H142V206H141ZM148 208V207H147ZM10 209V208H9ZM9 209H8V211H9ZM21 209V210H22ZM28 209V208H27ZM33 209V208H32ZM52 209V210H53ZM64 209V208H63ZM62 209V210H63ZM72 209V210H73ZM76 209H77V207H76ZM76 209H75V211H76ZM80 209H82L81 207H80ZM87 209H88V207L86 208V211H87ZM90 209V210H91ZM113 209H115V208H113ZM121 209V210H120ZM136 209V208H135ZM144 209V208H143ZM142 209V210H143ZM20 210V209H19ZM35 210V209H34ZM40 210V209H39ZM45 210V209H44ZM46 210H48V209H46ZM45 210V211H46ZM56 210V209H55ZM59 210H60V208H59ZM62 210H60L62 213L64 212V211H62ZM69 210V209H68ZM78 211H80L79 209H77ZM83 210V209H82ZM94 210V209H93ZM133 210V209H132ZM145 210V209H144ZM13 211V210H12ZM51 211V210H50ZM160 211V210H159ZM253 211V210H252ZM263 211V210H262ZM20 212V211H19ZM18 212V214L17 215H13L14 213H12L11 214V212H9L10 214H6L5 213V211H4V214H2L1 216V218H3L4 217V220H5V222L3 223V225L4 224H6V227H4L2 224V226H3V228L4 229H2V232H4L3 230H5V232L1 235V236H3V235H5V237L7 236V234L8 233H11V235H13L14 236V238H16L17 239V245H16V243L14 242V244L17 246V248H18V250L19 251H21V253H25V252H29V251H31V250H33V249H35L36 248V246H37V244L39 245V244H42V242L44 241V240H42L41 238H44L45 236H43L44 235V232H45V234H47V233H49V235H51L52 237H54L55 235H54V231H52V230H50V232H47V231H45V229H41V226L42 225H45L46 227H44V228H46V229H48V227H50V223L51 222H53V220L49 223L48 221H44V219H42L41 217L39 218V219H36V217L33 215V219L31 220V219H28V220H26L25 218H24V214L23 215H20V216H22L21 218L19 217V214L21 213H19ZM27 212H28V210H27ZM51 212H53L54 214L56 213H58L57 214V216H56V214H55V217H58V218H54L55 219V221L53 222V224L55 223V224H58V226H61V227H59V228H62L63 226L64 227H66L67 229L69 228V232L67 233V238L66 239H64L63 241H62V239H60V240H55V241H57V243H56V245L55 244H53L52 242V244L53 245H55V247L54 248H56V246L58 247V249L60 248V250H62V253L64 254L63 255V258H67L66 260L67 261H65L66 262V264H83V262L81 263V260H80V256H78V254H79V252H81V254L80 255H82L83 253V260H84V258H85V256H87V258H90V259H93L94 257H93V255H94V253H93V251L92 250H90V246L88 247V245L87 244H85V240H84V238H83V236L81 235V233H79V232H77V225L78 224H76L75 222L76 221H72L71 220V217H69L68 215L69 214H67V213H65V214H67V218H63V215H62V213L61 212H54V211H51ZM68 212V211H67ZM92 212H94L95 213V210L94 211H92ZM92 212H91V214H92ZM100 212H102V211H100ZM132 212V211H131ZM143 212V211H142ZM146 212V211H145ZM145 212H144V214H145ZM157 212V211H156ZM155 212V213H156ZM17 213V212H16ZM23 213V212H22ZM34 213H38V212H34ZM41 213V212H40ZM39 213V214H40ZM52 213V214H53ZM71 213V212H70ZM97 213V212H96ZM141 213V212H140ZM148 213V212H147ZM150 213V212H149ZM149 213H148V215H149ZM155 213H153V214H155ZM162 213V212H161ZM165 213V212H164ZM175 213H177V212H175ZM31 214V213H30ZM29 214V215H30ZM38 214V215H39ZM43 214V213H42ZM42 214H41V216H42ZM61 214V215H60ZM64 214V215H65ZM74 214V213H73ZM129 215H131L130 214V212L128 213ZM133 214H135V213H133ZM258 214H260V213H258ZM257 214V215H258ZM264 214V213H263ZM28 215V217H30ZM58 215H60V216H58ZM93 215H95V214H93ZM97 215V214H96ZM95 215V216H96ZM142 215V214H141ZM147 215V216H148ZM156 215V214H155ZM176 215V214H175ZM177 215H178V213H177ZM248 215V214H247ZM17 216V217H16ZM46 217H47V215H45ZM49 216H51V215H49ZM78 216V215H77ZM82 216V215H81ZM128 216V215H127ZM146 214H145V222L147 221V223L149 222H152L151 221V219L149 218H147L148 220H146ZM241 216H242V214H241ZM259 216V215H258ZM27 217V216H26ZM32 217V216H31ZM35 217V218H34ZM43 217H44V215H43ZM84 217V216H83ZM86 217V216H85ZM97 217V216H96ZM96 217H94V220H95V218ZM143 217V218H144ZM152 217V216H151ZM22 218H24V219H22ZM48 218V217H47ZM50 218V217H49ZM52 218V217H51ZM50 218V219H51ZM79 218V217H78ZM139 218H141V217H139ZM142 218V219H143ZM264 218V217H263ZM49 219V220H50ZM73 219H74V217H73ZM93 219V218H92ZM142 219H139L140 221L142 220ZM157 219H158V217H157ZM157 219H155V220H153V222H155V224L154 223H152L153 224V226H154V229L156 228V226L158 225L157 224ZM177 219H178V217H177ZM46 220V219H45ZM75 220H77V218L75 219ZM130 220H131V218H130ZM150 220V221H149ZM164 220V219H163ZM181 220V219H180ZM77 221H81V220H77ZM96 221V220H95ZM103 221V220H102ZM102 221H100L101 222V224H102ZM124 221H125V218H124ZM49 224H48V223ZM87 222V221H86ZM98 222V221H97ZM105 222V221H104ZM129 222V221H128ZM78 223V222H77ZM123 223H125V222H123ZM144 223V222H143ZM146 223V224H147ZM169 223V222H168ZM180 223V222H179ZM52 224V223H51ZM52 224V225H53ZM83 224V223H82ZM90 224V223H89ZM151 224V223H150ZM157 224V225H156ZM160 224H162V221H161V223ZM159 224V225H160ZM165 224H167V223H163L162 224V226L163 225H165ZM192 224V223H191ZM108 225V224H107ZM111 225V224H110ZM127 225H128V223H127ZM129 225H131V224H129ZM128 225V226H129ZM135 225V224H134ZM140 225V224H139ZM177 225V224H176ZM184 225V224H183ZM56 226V225H55ZM83 226H85V225H83ZM93 226V225H92ZM98 226H99V224H98ZM101 226V225H100ZM104 226V225H103ZM102 226V227H103ZM149 226H152V225H148V227ZM161 226V225H160ZM161 226V227H162ZM168 226V224L166 225V227ZM172 226V225H171ZM175 226V225H174ZM190 226V225H189ZM263 226V225H262ZM80 227V226H79ZM90 227H91V224H90ZM95 227H97V226H95ZM105 227V226H104ZM134 227V226H133ZM136 227V226H135ZM134 227V228H135ZM147 227V228H148ZM165 227V229L163 228L162 230H157V234H158V231L160 232L159 234H162L163 235V237H162V235L160 236H158V237H160V238H165L164 236H166L167 238H168V231L167 230H169L168 228H166ZM180 227V226H179ZM1 228V227H0ZM56 228V227H55ZM86 228V227H85ZM84 228V229H85ZM88 228H89V226H88ZM92 228V227H91ZM106 228V227H105ZM143 228V227H142ZM158 228H159V226H158ZM157 228V229H158ZM182 228V227H181ZM51 229V228H50ZM63 229V228H62ZM70 229L72 230V231H70ZM80 229V228H79ZM115 230H116V228H114ZM151 229V228H150ZM191 229V228H190ZM196 229V228H195ZM54 230V229H53ZM56 230V229H55ZM82 230H83V228H82ZM95 230V229H94ZM102 230V229H101ZM135 230V229H134ZM138 230V229H137ZM149 230V229H148ZM172 230H174L173 228H172ZM57 231H58V229H57ZM56 231V232H57ZM60 231V230H59ZM63 231V230H62ZM98 231V230H97ZM97 231H95L96 233H98ZM109 231V230H108ZM107 231V232H108ZM139 231H140V229H139ZM138 231V232H139ZM154 231V230H153ZM198 231V230H197ZM264 231V230H263ZM80 232H81V230H80ZM91 232V231H90ZM101 232V231H100ZM152 232V231H151ZM182 232V231H181ZM183 232H184V230H183ZM191 232V231H190ZM43 233V237H41V234ZM59 233V232H58ZM64 233V232H63ZM102 233V232H101ZM121 233V232H120ZM178 233V232H177ZM185 233V232H184ZM60 234V233H59ZM91 234V233H90ZM100 234V233H99ZM174 234V233H173ZM262 234V233H261ZM260 234V235H261ZM264 234V233H263ZM88 235V234H87ZM111 235V234H110ZM119 235V234H118ZM120 235H122V234H120ZM124 235V234H123ZM140 235V234H139ZM178 235V234H177ZM188 235H189V233H188ZM47 236V235H46ZM57 236V235H56ZM86 236V235H85ZM99 236V235H98ZM101 236L102 235H100V239H101ZM60 237V236H59ZM65 237H66V234H65ZM122 237V236H121ZM124 237V236H123ZM174 237H175V235H174ZM12 238V237H11ZM45 238H47V237H45ZM58 238V237H57ZM98 238V237H97ZM103 238V237H102ZM108 238V237H107ZM125 238V237H124ZM147 238V240H148V238H152V236L151 237H149V235H148V237H146ZM169 238H171V237H169ZM181 238V237H180ZM184 238V237H183ZM264 238V237H263ZM48 239H49V236H48ZM47 239V240H48ZM52 239V238H51ZM89 239V238H88ZM94 239H96V237L94 238ZM94 239H93V241H94ZM182 239V238H181ZM4 240H5V238H4ZM41 240H42V242H41ZM90 240V239H89ZM105 240V239H104ZM111 240V239H110ZM112 240H113V238H112ZM154 239H152V241H153ZM160 240V239H159ZM165 240H166V238H165ZM171 240H173V238H171ZM183 240V239H182ZM53 241V240H52ZM61 241V242H60ZM91 241V240H90ZM89 241V242H90ZM99 241V240H98ZM108 241V240H107ZM115 241H116V239H115ZM124 241V240H123ZM151 241V240H150ZM162 241V240H161ZM164 241V240H163ZM180 240H178V242H179ZM45 242H46V239H45ZM155 242V240L153 241V242H151V243H154ZM44 243V242H43ZM50 243V244H51ZM103 243V242H102ZM109 243V242H108ZM120 243V242H119ZM118 243V244H119ZM165 243H166V241H165ZM180 243V242H179ZM182 243V242H181ZM264 243V242H263ZM7 244V243H6ZM45 244V243H44ZM43 244V245H44ZM98 244V243H97ZM101 244V243H100ZM160 244V243H159ZM91 245V244H90ZM111 245V244H110ZM117 245V244H116ZM115 245V246H116ZM121 245H124V243H122ZM261 245V244H260ZM7 246V245H6ZM11 246H14V245H11ZM11 246H10V248H11ZM34 248H33V247ZM40 246V245H39ZM47 246H49V245H47ZM93 246V245H92ZM114 246V247H115ZM131 246V245H130ZM129 246V247H130ZM170 246V245H169ZM176 246V245H175ZM262 246V245H261ZM31 247L33 248V249H31ZM53 247V246H52ZM51 247V248H52ZM105 247V246H104ZM122 247V246H121ZM124 247V246H123ZM128 247V246H127ZM155 247L157 248V246L155 245ZM172 247H173V245H172ZM14 248V250L16 249L15 247H13ZM40 248V247H39ZM48 248V247H47ZM91 248H93V247H91ZM102 248V247H101ZM155 248V249H156ZM12 249V248H11ZM31 249V250H30ZM120 249V248H119ZM261 249V248H260ZM13 250V251H14ZM38 250V249H37ZM37 250H35V251H37ZM50 250V249H49ZM56 250H57V248H56ZM59 250V251H60ZM99 250V249H98ZM97 250V251H98ZM108 250V249H107ZM111 250H113V249H111ZM122 250V249H121ZM126 250V249H125ZM8 251H9V249H8ZM19 251H18V253H19ZM34 251V250H33ZM40 251V250H39ZM42 251H44V250H42ZM47 251H48V249H47ZM55 251V250H54ZM92 251V252H91ZM110 251V250H109ZM114 251V250H113ZM5 252V251H4ZM10 252V251H9ZM8 252V253H9ZM17 252V250H15V253ZM32 252V251H31ZM45 252V251H44ZM83 252V253H82ZM95 252V251H94ZM107 252V251H106ZM116 252H117V250H116ZM128 252V251H127ZM134 252V251H133ZM7 253V254H8ZM11 253V252H10ZM21 253H19V254H21ZM48 253V252H47ZM60 253H61V251H60ZM61 253V254H62ZM126 253V252H125ZM12 254H14V253H12ZM19 254H18V256H19ZM33 254V253H32ZM32 254H30V256L32 255ZM50 254H51V252H50ZM53 254V253H52ZM105 254V253H104ZM118 254V253H117ZM122 254H124V253H122ZM131 254H133V253H131ZM2 255V254H1ZM3 255H5V254H3ZM3 255L1 256V257H3ZM16 255H17V253H16ZM15 255V256H16ZM35 255H36V253H35ZM47 255V254H46ZM45 255V256H46ZM55 255H57V252H56V254ZM110 255V254H109ZM115 255V254H114ZM119 255H121V254H119ZM128 255V254H127ZM261 255V254H260ZM11 256V255H10ZM30 256H29V258H30ZM37 256H38V254H37ZM36 256V258H38ZM41 256V255H40ZM65 256V257H64ZM101 256V255H100ZM124 256V255H123ZM126 256V255H125ZM164 256V255H163ZM177 256V255H176ZM5 257H6V255H5ZM13 257V256H12ZM21 257H23V258H21L24 262L23 263H25L26 264V262H25V260L27 259L26 258V255L24 256V254L23 255H21ZM42 257V256H41ZM48 257V256H47ZM53 257V256H52ZM112 257V256H111ZM128 257V256H127ZM175 257V256H174ZM28 258V259H29ZM35 258V257H34ZM56 258V257H55ZM59 258V257H58ZM57 258V259H58ZM62 258V259H63ZM95 258H97V257H95ZM94 258V259H95ZM136 258V257H135ZM176 259L178 258V257H175ZM174 258V259H175ZM5 259H7V258H4V261H5ZM13 259H15V257L13 258ZM33 259V258H32ZM42 260H43V258H41ZM46 259V258H45ZM43 260L42 262L41 261H39V263H42V264H53L52 262H53V260L50 262V260ZM50 259H52L51 257H50ZM93 259V260H94ZM102 259V258H101ZM122 259V258H121ZM259 259V258H258ZM2 260V259H1ZM29 260H31V258L29 259ZM35 260V259H34ZM37 260V259H36ZM38 260H40V258L38 259ZM64 260V259H63ZM86 260V259H85ZM98 260V259H97ZM104 260V259H103ZM110 260V259H109ZM137 260V259H136ZM164 260V259H163ZM169 260V259H168ZM165 260V261H163V263L162 264H179V263H177V262H175V260L174 261H172V259H171V261L169 260ZM178 260H179V258H178ZM8 261V260H7ZM10 261V260H9ZM19 261V260H18ZM60 261V260H59ZM62 261V260H61ZM100 261V260H99ZM125 261V260H124ZM261 261V260H260ZM16 262V261H15ZM19 262H22V261H19ZM19 262H18V264H19ZM88 262H89V260H88ZM96 262V261H95ZM113 262V261H112ZM179 262V261H178ZM7 263V262H6ZM10 263V262H9ZM35 263V262H34ZM33 262H30V263H28V264H34ZM38 263V264H39ZM91 263H94V262H91ZM91 263H89V264H91ZM115 263V262H114ZM135 263V262H134ZM255 263V262H254ZM2 264H4V263H2ZM15 264V263H14ZM17 264V263H16ZM21 264V263H20ZM36 264V263H35ZM59 264V263H58ZM84 264H86V263H84ZM94 264H96V263H94ZM117 264V263H116ZM129 264V263H128ZM181 264H206V263H204V262H202V261H200V260H189V259H186V260H182V262H181ZM257 264H258V262H257ZM264 264V263H263Z\"/></svg>", "mask_w": 264, "mask_h": 264}]
</instances>
